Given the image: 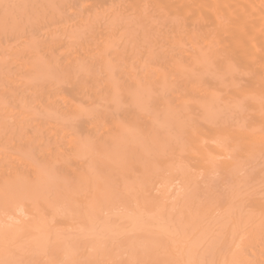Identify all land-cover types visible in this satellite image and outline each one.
Segmentation results:
<instances>
[{
	"label": "rangeland",
	"instance_id": "obj_1",
	"mask_svg": "<svg viewBox=\"0 0 264 264\" xmlns=\"http://www.w3.org/2000/svg\"><path fill=\"white\" fill-rule=\"evenodd\" d=\"M27 1V0H26ZM25 1V2H26ZM29 2H30V5H32V3H31V1L33 2V1H36L37 3V5L38 4H40L39 5V8L44 12V14H43V12H42V14H41V12L38 10V8H37V10H38V13H40V14H38L39 15V17H38V15L36 14L37 12H35V10L34 11H32L31 9H29V7H28V11L30 10V13H28V11H27V13H28V15H29V20L27 19V21L25 20V15H26V12H24V14H22V16H21V11L23 12L24 11V7L22 8V4H21V8H20V10H19V5H17V7H18V11L20 12V13H18L17 14V12L18 11H16V15L14 14V20L17 18V16L18 17H20L21 19H22V21H21V19L20 18H17V21L16 22H19V21H21V22H24L23 20H25L26 22H28L27 24L24 22V24H26V27H27V25H30V22L32 21V24H31V27H29L28 26V29L30 30L31 28V30L33 31H31L30 30V32L33 34H30V32H29V34H30V36L31 37H29V35H28V32H25V33H27V35L25 34V36L23 35L24 33H22V32H20V34H22V36H20L19 35V37L17 38L16 37V35L18 34H16V33H14L15 34V36L13 35V37L11 38V35L12 34H10V38H9V35H7V37H5V40H3V42H2V35H0V37H1V39H0V139H1V137H2V141H1V143H2V145H0V153L3 155V156H1V158H3V160L0 162V167L2 168V170H4V172H6V174L7 175H10L9 177H11V176H13V175H15L16 174V169H15V171H14V169H13V167H14V165H15V167H16V165L18 164V166H17V169H18V171L20 172L19 174H21L22 173V171H24L23 172V174H25L24 176H23V181H24V183H25V181L26 180H30L31 182L29 183V182H27L26 181V183L24 184V183H21V181H19V180H17V182L16 181H14V179H12L13 181H11L10 180V184H9V188H8V182H6V189H4V188H2L1 190H3L2 191V194H0V196H1V198L2 199H0V202H3V201H5L7 198H8V201L10 200H12L13 201V198L14 197H22L24 194H25V196H27V198H30V197H33L32 199L33 200H31V204L32 203H34L35 202V205H33L34 207H35V209L33 208V206L31 207V204L29 203V205L28 204H25V203H23V204H25L26 206L28 205L29 207H28V209H32V211H38L37 212V215L39 214V210H41V208H42V210H43V208L45 209L46 208V210H43V212H42V210H41V212H42V214H41V212H40V214H39V217H40V215L42 216V220H43V214H44V216H46L47 218H45V220H47L48 219V223L49 222H51L50 224H48L47 223V221H46V223H47V226L49 227V228H45L46 229V231H45V229L43 228V227H45V226H42V223L44 222V221H38L37 220V215H35V213H33L32 212V215L31 216H36V218H35V222H33L34 220H33V218L32 217H30V215H27V214H21L20 212H12V214H7V212L5 213V210L4 209H2V211H1V209H0V218L1 217H3L2 218V220L0 219V237H1V239H0V260H13V261H19V262H21V264H52V262H55V264H68V263H70V264H125V262H127V264L129 263V260H130V263L131 264H146V262L148 263V264H155V263H153V262H156V264H158V262H160V264H162L163 262V264H174V259L175 260H177V263H175V264H178L179 263V260L177 259L178 257V255H177V253H176V255L174 254V256H176V258L174 257V259L172 260V261H170L171 260V258L170 257H172V256H170V255H173V251H176L175 249L177 248V251L176 252H178V254L180 253L179 251L181 250V247L183 246V245H186V243L185 244H183L184 243V239L186 240V242H188V244H189V246L190 247H192V244H190L192 241L191 240H193V243H194V246L195 247H193V248H188V244H187V246H183L182 248V250H183V252H185V254H186V256L189 254L190 255V258H192V259H190L191 261H193L194 262V260L196 261V260H199V259H201V260H199V261H196V263L198 262V264H204V262L207 260L206 258H205V256L208 258L209 256V261L208 262H205V264L207 263V264H210V263H213V264H222V261H223V259H222V256L223 255H229V254H231L232 252H235L237 249H238V247L240 246V244H238L239 242H240V238H241V240H242V238H243V242L245 243V241H247V240H251L252 241V238L251 237H253V235H251L250 236V232L252 231H255V230H250L253 226H257L256 225V223L258 224V228L259 227H261L260 229L261 230H263L264 229V222H263V215H262V209H263V207H264V153L262 154L261 153V151H263L264 150V144H260L261 143V141L259 142V140H256L254 143L255 144H252V146H250L249 145V143H248V141H249V139L247 140V141H244V139H243V141L242 142H238L237 143V140H236V143L235 142H233L234 140H230V141H228V148L227 149H230V151L233 153H231L230 151H227L226 152V155H230V154H232V155H230L229 157L228 156H226L227 157V159H229L231 156H233V159H232V157L230 158V159H232V161H234V160H236V161H234V163L233 162H231V163H233L234 164V166H233V170L232 169H230V167H232V166H229L228 168H226L225 167V165H224V163H223V159L224 158H222V157H220V158H218L217 159V161H215L214 163H213V167H212V170L210 169V168H206L205 166H203V164L201 165H199L198 164V161H195L196 160V158H195V156H196V153H195V147H194V142L191 140V134H192V132H194V133H197V132H201V133H204L203 131H204V129H205V131H206V133L209 131V129L207 130V128H209L208 127V123H210L209 121H208V118L205 120V118H206V114L205 113H207V117H209V115L211 116V114L214 112L213 111V108H212V113L211 114H209L208 115V112L210 113V110H209V107H210V103H211V100H213V98H214V100L212 101V106H217V109L218 110H221L222 112H223V114H224V116H225V118H226V120H228V119H235V117H233V115H231L230 113H228V114H226L225 113V111H226V108H227V106H228V108L229 109H231V105H233L234 106V108H236L237 109V111L240 113H237V115H240L239 116V118L242 120V112L244 113V111L246 110V115H245V113L243 114V115H245L246 116V118H245V116L243 117V118H245L244 120L246 121L247 120V118L249 117L250 119H251V117H252V110L249 108V107H247V108H245L244 106H243V104L246 102V98H244V96H246L245 94H241L242 92V90L244 91V90H251V89H253V90H251L252 92H255V91H257V88H260L261 89V87H263L262 85L264 84V82H260L261 84V86H259V87H256V86H258L259 85V83H258V81H257V83H255V81H256V78H255V74L253 75V80H254V78H255V80H254V84L256 85V86H251V85H249L248 83H247V80L245 81V77H244V79L243 78H241L238 82H237V80H235V77L231 74L232 73V70L233 69H230V73H225L226 74V78H227V75H228V80H229V82L228 81H226V80H224V82H226V83H228L229 84V86H230V84H231V82L232 83H234L235 81H236V83H235V85H234V89H232V91H231V89L227 92V91H219V88H220V90H221V84H222V82H223V80H220V78H218V80H216L217 81V84H216V87L215 86H213V84H215L216 82H213V81H215V79H216V77H215V79L213 78V73H215V76H217V73L216 72H214V71H212V69H210V71H209V73H208V71H206L205 70V74L207 73V75H208V78H209V75L211 76V74L210 73H212V78L213 79H211V81L210 82H208L209 81V79H207L206 81L204 80V79H200V77L202 76V73H201V75L199 76L198 74L201 72L200 70H196L197 69V67H196V69H195V71L192 69V71H190V67H188L189 66V64L187 63V60H188V62L189 63H193L192 61H189V59L188 58H190V51L192 52L193 51V53L195 52L194 51V48H193V50H192V48H191V50H189V48L190 47H187L190 43H192V41L189 43L188 42V40H189V38L187 39V42L189 43H187L186 42V50H187V55H186V53H185V56H186V61L185 60H183L184 59V57H183V59H182V57L179 59V57H178V55H181V56H183L184 55V53H182L181 51H182V49H183V47L181 48V47H177V45H180V42L178 41V43H175L176 42V40H175V36L173 35L175 32H180V31H183V33L181 32L180 33V35L182 34V36H183V34L185 35V30L188 28V26L186 27V26H183L184 28H185V30H181V28H179V23L181 22V20L183 21H187L188 22V24H190L191 22V24H193V22L195 23V18L193 17V16H191V20H190V18L188 17V16H190V15H192L193 14V10L191 9L190 11H191V13H190V11H187V9H186V7L188 8V10H189V7H188V4H180V3H176V2H174V0H173V2H171L170 0H168L169 1V3H168V1L167 0H165V3H163L164 2V0L162 1V3H161V1H157V2H155V0H151L152 1V3H153V6L155 7L156 5V3L159 5V3L160 4H162L159 8H156L155 10L157 11L158 9L160 10V8L162 7V9H163V6H164V4H165V7H164V10H163V12L162 13H164V11H165V13H164V16H165V14H166V12H167V10H165V9H170V7L172 6V8H176L175 6H176V4H177V11H178V9H179V12H180V10H182L183 11V13H185V14H183L182 15V17H183V19L180 17V18H178L177 20H175L176 19V17H175V19H174V21H180V22H178V25L177 24H175L174 23V21H173V19L171 18V17H173V16H171L173 13H171L172 11H173V9H172V11L171 10H169L168 12H167V14H166V16H165V18H163L164 16H162L163 14H161V13H159L158 15H156L157 13H155L154 14V11H153V13L151 12L152 11V7H147V10H148V8L150 9V12H148L147 11V13L146 12H144V9L142 10L141 9V7H143L144 8V2L146 1H150V0H143L144 2H142V3H140V4H138L137 5V3L135 4V3H132V5L130 4V3H128V1L130 2V0H125L126 1V3L124 2V0H116L117 1V3L115 2V0H80V1H78V0H75V2L73 1V0H68L69 1V3H68V1L67 2H62V0L60 1V2H58V0H28ZM40 1V2H39ZM58 3H57V2ZM63 1H65V0H63ZM70 1H71V3H70ZM73 1V2H72ZM96 1V3H93V2H95ZM124 3H123V2ZM136 1H138V0H136ZM81 2V3H80ZM140 2V1H139ZM138 2V3H139ZM170 2H171V6L169 7V4H170ZM23 4H24V2H22ZM43 3V4H42ZM49 3V4H48ZM60 3V6L58 7L56 4H59ZM62 3V4H61ZM66 3H67V5H66ZM72 3H75V6H77V7H72L71 6V4ZM77 3V4H76ZM87 3H91V4H87ZM100 3V4H99ZM167 3H168V6H166L167 5ZM172 3H173V5H172ZM36 4H35V6H36ZM80 4V5H79ZM82 4V5H81ZM114 4V5H113ZM149 4V2L147 3V5ZM175 4V5H174ZM26 5H29L28 3H26ZM29 5V6H30ZM62 5V6H61ZM85 5V7H84V10H82L83 9V6ZM122 6V7H120V6ZM125 5V6H124ZM128 5V6H127ZM150 5H151V3H150ZM149 5V6H150ZM187 5V6H186ZM34 6V5H33ZM44 7V8H41V7ZM47 6H48V8H47ZM67 8H66V7ZM71 6V7H70ZM114 6V7H113ZM119 6V9L117 10V7ZM152 6V5H151ZM15 7V6H14ZM14 7H13V9H14ZM31 7V6H30ZM49 7H50V9H49ZM65 7V8H64ZM70 7V8H69ZM94 7V8H93ZM126 7H128V11H127V8ZM135 7H138V9H135ZM153 7V8H154ZM167 7V8H166ZM5 7H3V9H4ZM9 8V7H8ZM26 9H27V7H25ZM32 8V7H31ZM58 8H59V10L61 9L62 10V8H63V10H64V13H63V10H62V12H61V10L60 11H58ZM73 8H74V10H73ZM77 10H76V9ZM97 8V9H96ZM111 8H113V11H112V9ZM115 8V9H114ZM122 8H123V10L125 9V12H123V10H122ZM129 8H130V11H129ZM134 8V9H133ZM33 9V8H32ZM36 9V8H35ZM45 9H46V11H45ZM100 9V11L99 12H101V13H97V16L99 17V16H102V14L105 16L104 17V21L103 20H101L102 18H96V21H95V19H94V21L92 22V19L90 20V19H88V18H93L92 16V14L96 11V10H99ZM132 9V10H131ZM141 9V10H140ZM161 9V10H162ZM8 10V9H7ZM49 10V11H48ZM51 10H53V11H51ZM67 10V12H65ZM73 10V11H72ZM80 10V11H79ZM82 10V11H81ZM108 10V11H107ZM120 10V11H119ZM158 10V11H159ZM31 11H32V13H31ZM72 11V12H71ZM109 11L111 12V13H109ZM117 11V12H116ZM155 11V12H156ZM171 11V12H170ZM187 11V12H186ZM0 12H4V10H2L1 11V9H0ZM8 12V11H7ZM15 12V11H14ZM48 12L51 14H48ZM51 12H53V13H51ZM60 12V13H59ZM78 12H80V13H78ZM84 12H86L85 14H84ZM89 12V13H88ZM123 12V13H122ZM139 12V13H138ZM188 12H189V15H188ZM12 13L13 12H11V14H10V12L8 13V16L11 18V16H12ZM47 13V14H46ZM55 13H56V16H57V18L59 19V21L58 22H56L58 19H56V16H55ZM58 13V14H57ZM64 14V18L62 17V15ZM69 15H68V14ZM74 13H75V15H74ZM78 13V14H77ZM107 13H109V15L110 16H108V14ZM114 13V14H113ZM118 13V17L115 15V14H117ZM120 13V14H119ZM142 13H145V15L146 16H148V14L149 13H151V16L152 17H154L153 19H151V17L149 18V22H145V15L144 14H142ZM169 13V14H168ZM6 14V13H5ZM20 14V15H19ZM32 14H33V16H32ZM35 14H36V16H35ZM52 14H53V16H52ZM99 14V15H98ZM107 16H106V15ZM111 14H113V16H116V18L117 19H115V17H114V20H113V17H112V19H110V17H111ZM126 15V18H124V17H122L121 15ZM135 14H137V16H139L138 18H139V22L137 21V19H136V16H135ZM139 14H142L143 15V18L144 19H142V16L141 15H139ZM180 14H181V12H180ZM7 15V14H6ZM5 15V16H6ZM43 15L44 16V19L43 18H41V16ZM48 15H50L49 16V18L47 17ZM61 15V16H60ZM78 15H79V17H78ZM86 15H87V17H86ZM92 15V16H91ZM132 15H134V17L132 16ZM155 15V16H154ZM159 15H161V19H162V22H161V20H160V16ZM177 15H179V13H177ZM1 16H4V14H1L0 15V17ZM7 16V18H9ZM54 16H55V18H54ZM80 16H81V18L82 17H84V19L85 20H87L86 21V24H85V22H84V20H82L81 22H80V25H77L78 23H79V21H80ZM94 16H95V14H94ZM120 16H121V18H120ZM133 18V19H131V17ZM140 16H141V19H140ZM149 16H150V14H149ZM157 16V17H156ZM175 16V15H174ZM194 16H195V14H194ZM23 17V18H22ZM30 17H32V18H30ZM35 17V18H34ZM38 17V18H37ZM52 17V19H50ZM60 17L63 19H60ZM129 17V18H128ZM34 18V19H33ZM41 20H40V19ZM77 18V19H76ZM78 18H80V19H78ZM106 18H108V20L110 21V23L108 24V20H106ZM159 18V19H158ZM193 18H194V20H193ZM2 19H4V21H5V18H3L2 17ZM11 19H13V16H12V18ZM36 19H39V22H40V24H41V27L39 26V22L36 20ZM48 19V20H47ZM83 19V18H82ZM120 19V23L122 24V26L124 27H122V28H120L119 26H120V24H118L117 26H116V23H115V25L114 24H111V22H114V21H116V20H119ZM130 19L131 20V24H130V22H128L127 23V21ZM136 19V20H135ZM165 19H166V21H165ZM171 19V20H170ZM180 19V20H179ZM0 20H1V18H0ZM34 20H36L35 22H34ZM45 20V21H44ZM76 20V21H75ZM99 20H101V21H99ZM106 20V21H105ZM111 20H113V21H111ZM127 20V21H126ZM141 20V21H140ZM150 20H151V22H150ZM154 20H155V23H153L154 22ZM158 20H159V22H158ZM190 20V21H189ZM12 21V20H11ZM43 21H44V24H43ZM55 21V22H54ZM77 21H78V23H77ZM89 21H91V24H96V22H99V25H98V23H97V25H96V27L98 28V30H99V28L101 29V32H100V34L98 35V37H97V33H98V30H97V32H96V30L93 28V30H94V33H95V35H94V38H96L97 37V41H96V39H95V41L96 42H94L93 41V39H92V37H93V35H92V37H91V32H88L87 34H89L88 36H90V38L88 39V40H92V43H93V46H92V48H91V44H90V42H91V40H90V42L88 43L89 44V46H90V48H89V46H88V49H87V46H85V45H83V39L81 38V41L79 40V36H80V34L78 33V30H79V32L81 31H83L84 30V24H85V26L87 25V23H88V25H89ZM121 21H123V23L121 22ZM136 23V25H135V23ZM146 21H148V19L146 20ZM156 21H157V23H156ZM184 21H183V23H184ZM33 22H34V24L36 25V28L33 26ZM52 22V23H51ZM54 22V23H53ZM74 22V23H73ZM75 22L77 23V24H75ZM83 22V23H82ZM103 22V23H102ZM133 22V23H132ZM163 22H165L164 24H163ZM176 22V23H177ZM190 22V23H189ZM12 23H13V21H12ZM46 23V24H45ZM62 24V26H61V24ZM65 24V27L66 26H68V27H70V29L69 30H71L70 31V33L71 34H73V35H71L70 36V38H71V40H70V38L69 39H67V37H69V35H67V34H69V31L68 30H66V31H64V29H62V31H61V33L58 31V30H56L55 29V31H54V28H59V30H61L60 29V26H61V28H63V26H64V24ZM70 23V24H69ZM109 26V29L107 28V25ZM118 23H119V21H118ZM126 23V24H125ZM166 23L167 24H170V25H167L166 26ZM182 23V22H181ZM0 24L2 25V28H3V26H4V23L2 22H0ZM6 24V23H5ZM20 24H22V23H20ZM42 24H43V26H42ZM54 24H55V26L56 27H53V31H54V33L56 32V35H57V37H56V35L54 34V36H55V38L53 39V37H52V35H53V31H50L51 33H52V35H51V33L50 32H48V30H47V27H48V29L49 28H51L52 26H54ZM125 24V25H124ZM129 24V25H128ZM149 24L151 25V26H149ZM160 24H161V28H160ZM189 25V28H193L192 30H189V34H188V32H187V30L189 29H187L186 30V34H188V37L190 36V34L192 35V37H193V33H190V31H194V28L196 27V23L195 24H193V25ZM198 24V23H197ZM200 24V23H199ZM202 24V23H201ZM57 25H59V26H57ZM72 25H73V27H72ZM82 25V26H81ZM93 25L91 26V28L93 27ZM102 25H104L103 26V28H104V30L106 31L105 33H103V34H105L104 36H106L107 35V33H108V35L110 36V37H112L113 38V35H112V32H114V30L112 29L113 27H116V29L117 30H115L116 32H115V34L117 35L116 37H118L119 39L121 38L122 39V41L121 40H117L116 41V45H114V47H113V45H112V42H111V49L109 48H107L108 50L106 51V52H104L103 51V54H104V56H105V54L107 55V59H106V63L104 62V64H105V68H106V70H107V68H111L112 69V73H111V70H110V73H109V70H107L108 71V74L106 73V75H108L109 76V74H110V78H111V74H112V78H113V80H114V75H117V78H115V80H117V82H116V87H115V80H114V84H113V87L112 88H115V90L114 89H112V91H107L108 89L107 88H109L110 89V87L109 86H111V82H110V84H109V86H108V78H106V75L104 76V71H105V68H103L102 66H104V65H102L100 62V60H102V59H100L101 58V56H102V54L99 56L98 54H97V52L96 53H94V51H96L95 50V48H97L98 50H99V48L98 47H95V44L96 43H99L100 44V41H101V44L103 43L102 42V40H103V34H102V32L104 31H102ZM112 25H113V27H112ZM127 25V26H126ZM132 26V28H131V26ZM138 25H140L139 27H138ZM148 25V26H147ZM155 25V26H154ZM164 25V26H163ZM175 25V27L176 26H178V28L179 29H175L174 30V32H173V29H171V31H170V27H172L173 28V26ZM184 25H186V23L184 24ZM195 25V26H194ZM22 26V25H21ZM33 26V27H32ZM75 26H76V28H75ZM126 26V27H125ZM134 26H135V28H134ZM190 26H192V27H190ZM194 26V27H193ZM202 27H203V25H201ZM201 26H199V28L198 29H200V27ZM7 27V26H6ZM25 27V28H26ZM46 27V28H45ZM68 27H67V29H68ZM118 27H119V30H118ZM142 27H143V29H142ZM149 27V28H148ZM163 27V28H162ZM165 27H168V28H165ZM180 27H182L181 26V24H180ZM1 28V26H0V30L2 29ZM5 28V27H4ZM14 28V27H13ZM13 28H10V30H12L13 31ZM39 28V29H38ZM87 28V29H86ZM85 28V30L86 31H88V27H86ZM96 28V29H97ZM125 28H127V29H125ZM128 28H130V29H128ZM196 28V30H198ZM6 29H9V28H6ZM44 29V30H43ZM52 29V28H51ZM50 29V30H51ZM83 29V30H82ZM90 29V28H89ZM112 29V30H111ZM122 29H123V31H122ZM140 29V30H139ZM162 29V30H161ZM163 29H165L164 31H163ZM26 30H27V28H26ZM25 30V31H26ZM85 30H84V32H85ZM108 30V31H107ZM121 30V31H120ZM126 30H128V31H126ZM130 30V31H129ZM133 30V31H132ZM136 30H138L139 31V34L141 35V37L143 36V39L140 37V35L138 34V36L135 34L136 33ZM151 30V32H149ZM166 30H168V31H166ZM178 30H180V31H178ZM196 30H195V33H194V36H195V34H196ZM91 31V30H90ZM111 31V32H110ZM120 31V32H119ZM155 31V32H154ZM163 32V33H161L160 34V32ZM166 31V32H165ZM198 31H200V30H198ZM203 31V29H201V33H203L202 32ZM41 32H42V34H41ZM47 32H48V34L52 37V39L51 38H49L50 36H48V34H47ZM64 32V33H63ZM68 32V33H67ZM84 32H83V34H84ZM109 32L111 33V34H109ZM145 32H147V34H146V36H145ZM159 33V34H157V36H156V33ZM170 32H171V34H170ZM173 32V33H172ZM0 33H1V31H0ZM40 33V34H39ZM45 33L47 34V36L45 37ZM58 33V34H57ZM63 33V34H62ZM77 34L78 35V40H79V46L81 45V43H82V45H81V48H79L77 45H76V42L74 43V41H76L75 40V34ZM123 33V34H122ZM126 33H127V36H126ZM131 33H133V35L131 34ZM164 33H167L166 35V37H165V34ZM200 32H198L197 33V35L199 34ZM61 34V35H60ZM101 34H102V36H101ZM118 34H120V35H118ZM129 34H130V36H129ZM163 34H164V37H163ZM67 35V36H66ZM124 35H125V37H124ZM159 35V36H158ZM178 35V36H177ZM196 35V36H197ZM202 35V34H201ZM201 35H199V36H197V37H199V38H197L196 36V38L199 40V41H197V40H195V44L197 43V42H199L200 43V45H199V43H197L199 46H195V44H194V42H193V44H194V46H195V48H200L201 49V44L203 43V41H202V38H201ZM24 36V37H23ZM41 36H43V37H41ZM72 36H74V37H72ZM83 36V38H84V35H82ZM109 36H106L104 39H107L108 38V41L109 40H111V38L109 39ZM154 36H155V38H154ZM45 37V38H44ZM48 37V38H47ZM115 37V36H114ZM127 37V39H126V42H125V38ZM168 37H170L169 39H168ZM176 37H177V40H178V37H179V33H176ZM185 37V36H184ZM195 37H194V39H195ZM202 37H204L203 35H202ZM21 38H23V40L24 41H18L19 39L21 40ZM40 38H41V40H40ZM47 38V39H46ZM74 38V40H73V45H74V48L75 47H77L78 48V53H75V51H76V49L77 48H75V51H74V48L73 47H69L70 46V44H71V42H72V39ZM100 38L102 39V40H100ZM117 38V39H118ZM160 38H161V40H160ZM172 38H173V41L174 42H172V43H168V41L170 42V40L172 41ZM7 39V40H6ZM9 39V40H8ZM26 39H27V43H28V45L30 46V44L29 43H31V40H32V43H31V45L33 46V48H34V44L36 45V47L37 48H34V50H32V47L30 46V50H31V52L29 53V49H27L26 51L29 53V60H31V58H30V54L31 53H33V55H34V59H33V56H32V60L33 61H30L31 63L29 64V62H28V64H29V69H31V71L33 70V69H37L36 67L37 66H32V62H37V61H41V59H44V57H42V55H44L45 54V52H44V49L45 48H47V46H45V45H47L48 44V47H49V44H50V46H52L51 44H52V42H54V40L55 41H58L57 43H62V46H60V43H59V47H58V45L56 44V42H54V44H56L57 46V48L55 49V45L53 44V52H55V54H54V56L56 55V57H55V59H57V56H58V54L59 53H63V55H62V57L60 56L61 54H59V57L58 58H60L59 60L57 59V62L55 63V61H54V66L56 67H54V72L56 73V71H55V69L56 70H58L57 71V73L59 72V71H61V69H62V71L64 72V73H66V76H67V79L69 78L68 77V75L70 74V76H71V73H70V66H69V64H70V62L69 61H71V63H73L74 61L73 60H75V58L77 57L78 58V56H80V58H82L81 57V55L84 57V59H82L83 61H84V63H85V66H91L92 67V69H90V68H87V71L89 70V75L85 72V74L83 73V76H82V74H80V72L78 71L77 72V76L78 77H76L77 79H78V82L75 80V79H73V77L71 78V79H73V85H72V83H71V85H72V87H71V85L70 84H68V86H70V87H67V83H69V81H65V82H67L66 84H64L63 85V87H62V90L61 91H59L60 92V95H63V93L65 94V96H67L68 97V99L69 98H71V97H73L74 99H73V101H75L76 102V104H77V102L79 101V99H81V100H83V98H80V95H81V97H82V95H83V93L85 92V93H87V94H85L84 95V97L85 98H87V99H85L83 102L81 101V102H79V104H83V106L85 107V113L87 112V111H89V110H91L92 109V107H93V110H91L90 111V115H88L87 114V116H85V118L83 117V115L81 116V118H84V120L82 119H80V121H82L81 122V125H79V122L80 121H78L77 122V124H75L76 123V121L79 119H77V117H75L74 116V118L76 119V120H73L72 118H70V114H69V121H68V117H61V115H60V117L57 115V117H58V119H57V117L55 116L56 115V113L55 114H53V112H51V108H48V110H49V112H47V113H45V110L43 109V107L42 106H44V105H42L41 103H39V102H42L40 99H39V97H40V93H41V90H39L40 88H36V90H38V91H40L39 93H38V91H37V93H36V90L34 91V89H32V90H30V88L28 87V86H30V84L33 82V83H37L36 82V80L35 79H37V78H35V79H33L34 78V76L32 75V77L30 76H28L27 74H31L30 73V71H28L27 70V72H29V73H24V70H26V68L28 69V65L26 66V64H27V59H26V57L24 56L23 57V55H24V52H23V50H25L26 49V46L25 45H27V43H26ZM151 39H152V41H151ZM186 39V38H185ZM184 38L182 39V40H184V42L186 41ZM191 39V38H190ZM193 39V38H192ZM30 42H29V41ZM37 40V41H36ZM46 40H48V41H46ZM60 40V41H59ZM64 40H66V43H67V47L68 48H70L71 49V54H72V51H73V53H75L77 56L75 57V55H74V58L72 57L73 56V54L71 55L70 53H69V51H68V53H69V55H70V57L69 56H67L66 54H68L67 52H66V50H67V47H66V43H65V41ZM67 40H69V42L67 41ZM85 40H87V38H85ZM87 40V41H88ZM115 40V39H114ZM132 40V41H131ZM179 40H180V38H179ZM181 40V41H182ZM4 41H5V44H4ZM99 41V42H98ZM112 41H113V39H112ZM124 41V43H122ZM127 41H129V43L130 42H133V45L130 43H128ZM166 41V42H165ZM1 42H2V45H1ZM15 43V44H12V43ZM20 42V45L18 44V43ZM33 42H35V43H33ZM117 42H121L122 44H124L123 46H122V44L120 43V47L122 46L123 47V49H122V47L119 49V47H117L119 44H117ZM162 42V43H161ZM8 43V44H7ZM70 43V44H69ZM106 43H107V41H106ZM134 43H138L139 44V48L140 49H138V46L136 45H134ZM154 43V44H153ZM161 43V44H160ZM163 43H166V44H163ZM10 44V45H9ZM24 45V47H23V49H21V51H22V54H21V51H19L18 49V52H17V50H16V48H18L19 46L20 47H22L23 45ZM45 44V45H44ZM87 44V45H88ZM99 44H98V46H99ZM100 44V46L101 47H103L104 48V46L103 45H101ZM114 44V43H113ZM130 45V50L128 49V52H126V49H125V46L126 45ZM158 45V47H157V45ZM176 44V45H175ZM188 44V45H187ZM193 44H192V46L191 47H193ZM8 45L9 46V50H10V52H9V50L6 48L5 49V47ZM107 45V44H106ZM169 45H171V49L173 50V52H174V50H175V52L176 53H178L179 52V54L176 56V53L174 54L172 51H171V49H169ZM174 45V46H173ZM39 46H40V48L41 49H39V51H38V48H39ZM43 46H45L44 48H43ZM72 46V45H71ZM84 48H83V47ZM134 46V47H133ZM142 46L144 47V48H142ZM155 46H156V48H155ZM163 48L164 47V49L161 51V47ZM12 47V48H11ZM63 47H64V49H63ZM86 47V48H85ZM95 47V48H94ZM116 47V48H115ZM136 47H137V49H136ZM178 48V50H177V48ZM2 48H4V49H2ZM25 48V49H24ZM52 48V47H51ZM60 48H62L63 49V51H62V49H60ZM65 48H66V50H65ZM72 48H73V50H72ZM94 48V49H93ZM126 48H127V46H126ZM131 48H133L132 50H131ZM150 48H152L151 50H150ZM160 48V49H159ZM165 48H166V50H165ZM180 48H181V50H180ZM196 49V51H197V53H201V52H199V49ZM36 49H37V54H38V57H37V55H36V57L39 59H37L36 57H35V52H36ZM69 49V50H70ZM83 49V50H82ZM89 50L90 49V51H88V54H86L85 53V50ZM93 49V50H92ZM115 49H117V51H115ZM125 49V50H124ZM144 51H147L148 50V54H149V58L147 57L148 56V54L146 53V56L144 55L145 54V52H143V50ZM158 49H159V51H158ZM168 49H169V51L172 53V57H170L171 56V54H170V52L168 51ZM202 52H204V48L202 47ZM8 50V51H7ZM11 50L13 51V50H15L16 51V53L15 52H11ZM41 50V51H40ZM42 50H43V54H42ZM47 50H48V52L51 50L50 49V47H49V49L47 48ZM57 50V51H56ZM64 50H65V53L66 54H64ZM80 50H81V52H80ZM93 51V53H92V51ZM106 50V49H105ZM135 50H136V52L138 53L139 52V54H137V53H135ZM138 50V51H137ZM180 50V51H179ZM186 50H183V51H185L186 52ZM3 51H4V55H3ZM25 51V52H26ZM33 51V52H32ZM59 51V52H58ZM109 51H110V53H109ZM120 51V52H119ZM141 51V52H140ZM151 51V52H150ZM163 51H164V53L167 51V53L166 54H164L163 53ZM189 51V52H188ZM20 52V53H19ZM26 52V53H27ZM39 52H40V54H39ZM53 52H51L52 54H53ZM79 52H80V55H79ZM84 52V53H83ZM99 52V51H98ZM121 52H122V54L124 53V55H121ZM133 52V53H132ZM9 53H12V55H8ZM15 53V54H14ZM19 53V55L20 56H22V58L20 59V60H23V58H25L26 59V63L23 61V63H22V61L20 62L19 61V58H20V56H17V54ZM25 53V55H27ZM51 53H49V56L51 55ZM58 53V54H57ZM93 54L92 56L95 58H93L95 61H96V63H95V61H94V67L91 65V64H93V62L91 61V60H93L92 59V57H91V60L89 61V59H90V57H89V54ZM115 54V58L113 57L114 56V54ZM181 53V54H180ZM14 54V55H13ZM47 54V53H46ZM126 54L128 55L129 54V56L131 57L129 60H128V62H129V64H128V62H127V60L126 59H122V58H124V56L127 58V56H126ZM133 55V56H131V55ZM135 54V55H134ZM142 54H143V58L141 59V61L143 60L144 61V59L145 58H147V59H145V62H143V63H137V62H139V60L138 59H140L141 57H140V55L142 56ZM152 54V55H151ZM170 54V55H169ZM183 54V55H182ZM194 54H196V53H194ZM218 55V58H222V56H220L219 55V53H217ZM7 55V56H6ZM41 55V56H40ZM87 55H88V64H87V61L85 62V57H87ZM95 55V56H94ZM111 55H113V56H111ZM117 55V56H116ZM118 55H120V58L118 57ZM167 55H169V56H167ZM192 55V54H191ZM6 56V57H5ZM67 57V58H65V57ZM104 56H102V58L104 57ZM123 56V57H122ZM153 56H156V58L157 59H154V57ZM160 56L162 57H165L164 58V60H163V58H160ZM5 57V58H4ZM18 57V58H17ZM41 59H40V58ZM98 57H100L98 60H96V58H98ZM109 57V58H108ZM135 57H137V59L135 58ZM138 57H140V58H138ZM150 57L152 58L153 57V60H151L150 59ZM176 57H177V59H179V64L181 63V64H183V62L184 63H186V65H187V70H186V66H185V68H184V66L183 67H181L180 65V67L178 66V63H177V68L179 67V68H182V69H185L186 71H184V72H186L185 74L186 75H188L189 73H191L192 72V75H191V77L188 75V76H185V80L183 81V82H185L186 81V78L188 79L189 77L192 79L194 76V79H192V80H190L191 82H192V84H193V86H192V84L190 85L189 83H190V81H189V79H188V81H186V83H183L182 84V86H180L181 85V83H182V80H183V78L180 80L181 82H180V84H179V87H181V91H178V90H176L177 88H178V83H179V78H181V76H179L178 77V72L180 71V69H179V71L177 72V79L175 78L176 77V75H175V73H176V71L175 70H173V68L176 66V61H175V59H176ZM188 57V58H187ZM15 60H17V61H15ZM69 58H70V60H69ZM71 58H73V59H71ZM79 58V60H81ZM105 58V57H104ZM114 59L113 61L115 62H112V64L113 65H108L109 63H110V61H109V59L111 60V59ZM133 58H135V59H133ZM170 58V59H169ZM174 58V59H173ZM4 59V60H3ZM65 59V61H63V62H61V69H60V65H59V62H60V60L62 61V60H64ZM66 59L68 60V62H69V64L67 65L66 63H67V61H66ZM118 59V60H117ZM161 59H162V61H161ZM181 59H182V61H181ZM192 59V58H191ZM45 60H46V58H45ZM44 60V61H45ZM53 60H54V58H53ZM78 60V61H79ZM117 60V61H116ZM119 60H120V62L122 61L123 62V64L122 63H120L119 62ZM124 60V61H123ZM150 60V62L147 64V62ZM158 60V61H157ZM165 60H169L168 62L166 61V63H165ZM174 61L175 62V65H173V62L171 63V61ZM10 61V62H9ZM44 61L42 60L41 62H43L44 63ZM47 61H48V59H47ZM133 61L135 62V63H133ZM154 61V62H153ZM164 61V63L166 64L165 66H166V68H169L168 66L170 65V66H172V69H168V70H166L165 69V66L163 65V64H160V62H163ZM90 62H91V64H90ZM127 62V63H126ZM132 62V63H131ZM152 62H153V64H154V66L156 67H153V64H152ZM156 62L158 63V66H160L161 65V67H160V69L159 68H157V64H156ZM6 63H8V64H6ZM19 63H21V64H19ZM58 63V65H56ZM81 63H82V61H81ZM108 63V64H107ZM145 63V64H144ZM24 64V65H23ZM66 66H68V70H69V74H67V72L66 71H64V70H67L66 68H65V65ZM76 64H77V62H75V65H73V67L74 66H76ZM99 66H98V65ZM114 64H115V66H114ZM131 64H134L133 66L134 67H132V65ZM150 64V65H149ZM156 64V65H155ZM167 64H168V66H167ZM18 65V66H17ZM22 65L24 66V69H22L21 70V68H20V66L22 67ZM43 65H45V64H43ZM84 65V64H83ZM97 65V66H96ZM107 65V66H106ZM129 65V66H128ZM131 65V66H130ZM141 66L142 67V69H138V67L137 66ZM144 65V66H143ZM145 65H146V67H145ZM151 65H152V68H150L151 67ZM185 65V64H184ZM194 65L195 64H193V67H194ZM47 66H48V64H47ZM51 66V63H49V67ZM62 66L64 67V69L62 68ZM96 66V67H95ZM101 66V67H100ZM111 66V67H110ZM121 66V67H120ZM123 66V67H122ZM162 66L164 67V71L166 72V74H164V72L161 70V68H162ZM197 66V65H196ZM233 66L234 67H237L236 66V64H233ZM232 66V67H233ZM7 67V69H8V72H9V69L11 68V75H12V72H13V75H12V77L14 78V75H15V78L13 79L12 77H11V75H10V72L8 73V74H6V72H5V70H4V68H6ZM26 67V68H25ZM48 67V68H49ZM98 67V68H97ZM125 67V68H124ZM131 67V68H130ZM33 68V69H32ZM86 68V67H85ZM96 68H97V70H96ZM99 68L101 69V71H102V73H100V70H99ZM133 68H135L134 70H132ZM143 68H145L146 70L144 71V69ZM214 68H215V66H214ZM13 69V70H12ZM17 69V70H16ZM19 69V70H18ZM45 69H47V67L45 68ZM53 69V68H52ZM71 69L73 70V68H72V65H71ZM119 69V70H118ZM122 69H123V71L125 72V70H126V73H124L123 72V74H122ZM130 69V70H129ZM155 69H156V71H155ZM174 69H176V67L174 68ZM181 69V71H183ZM199 69H200V67H199ZM238 69H239V67H238ZM3 70V71H2ZM14 70H15V73H14ZM21 70V71H20ZM47 70H49V69H47ZM79 70V69H78ZM90 70H92V72L90 73ZM116 70V72H117V70H118V73L117 74H115V71ZM154 70V71H153ZM171 70H173V72H171ZM176 70H178V69H176ZM216 70H218V67H216ZM219 70H220V68H219ZM221 70H222V68H221ZM49 71H51V70H49ZM85 71V70H84ZM142 71V72H141ZM148 71V72H147ZM150 71V72H149ZM151 71H153L152 72V74L149 76H147V80H148V77H149V82L146 80V73L145 72H147V74L148 73H151ZM180 71V72H181ZM200 71V72H199ZM17 72H19V75H18V73ZM21 72V73H20ZM62 72V73H63ZM94 72V73H93ZM130 72V73H129ZM141 72V73H140ZM160 72V73H159ZM171 72V73H170ZM187 72H188V74H187ZM197 74H196V73ZM218 72V71H217ZM238 72H240V69L238 70ZM243 72V70H241V73ZM247 72V71H246ZM51 73H53L52 71H51ZM72 73H74V70L72 71ZM75 73H76V71H75ZM127 73H128V75H127ZM134 75H137V77H136V79H135V76H133L132 74ZM144 73H145V75H144ZM161 75V78L163 79V74H164V79H165V81H166V83H167V78H168V83H169V80L170 79H172V80H178V82H177V86H176V84L174 85V87H173V83L174 82H171V80H170V84H171V90L169 91V89H168V91H167V89H166V92L168 93L169 92V94L167 95L166 94V96H164L163 97V100L161 99V97H159L161 94L160 93H166L165 91H164V89L165 88H168V87H170V84L168 85H166L167 87H165L164 89H163V86H161L162 84L160 83V80H158V77H157V75H159V74ZM174 73V79L172 78L173 77V74ZM240 73V74H241ZM249 72H247L246 74H248ZM3 74V75H2ZM23 74V75H22ZM59 74V73H58ZM93 76H92V75ZM100 74V75H99ZM118 74H121L122 76H120L125 82L123 83V81H122V84H121V82L119 81V78H118ZM168 74V75H167ZM181 74V73H180ZM193 74H195L194 76H193ZM224 74V73H223ZM222 74V75H223ZM224 74V75H225ZM239 74V75H240ZM246 74H245V76H246ZM8 75V76H7ZM10 75V76H9ZM18 75V77L19 78H21V79H19L18 80V78H16V76ZM65 75V74H64ZM86 75H88L87 76V78L85 79V76ZM132 75V77L135 79L134 81L132 80V77H129V76H131ZM142 75V77H140ZM156 75V76H155ZM218 75H219V73H218ZM229 75H232V77L230 76V78H229ZM237 75V73L235 74V76ZM238 75V76H239ZM42 76V75H41ZM72 76H73V74H72ZM79 76H82L81 78L79 77ZM89 76H91L92 78H88ZM103 76V77H102ZM124 76L125 77H127L128 79H129V81H128V79L126 78V79H124ZM144 76H145V78H144ZM153 76H154V78H153ZM166 76H168L167 78H166ZM206 75H204V77H205ZM241 76V75H240ZM244 76V75H243ZM9 77H11L10 79H9ZM27 79L28 80V82H27V80H26V82H27V84H26V88H24V90H23V88H21V91H19L20 90V87H22L24 84H25V79ZM29 77V78H28ZM45 77V76H44ZM43 77V78H44ZM50 77H52V76H50ZM49 77V78H50ZM94 77V78H93ZM140 77V78H139ZM155 77H157V78H155ZM196 77H197V80H196ZM221 77V76H220ZM223 77H225V76H223ZM120 78V79H121ZM142 78V79H141ZM144 78V79H143ZM170 78V79H169ZM202 78V77H201ZM240 78V77H239ZM238 78V79H239ZM264 78V77H263ZM17 79V81H15V83L17 82V84L16 85H13L14 84V82H12V85L10 86V84H8V82L10 81L11 82V80H16ZM51 79H54V76L51 78ZM107 79V80H106ZM161 79V80H162ZM221 79H223L222 77H221ZM9 80V81H8ZM38 80H39V78H38ZM65 80V79H64ZM63 80V81H64ZM68 80H70V79H68ZM106 80V81H105ZM113 80H112V82H113ZM132 80V81H131ZM145 80V81H144ZM153 80H155L156 82L158 81V83H157V85H156V83L154 84V82H153ZM194 80V81H193ZM198 80H199V82H198ZM252 80V79H251ZM8 81V82H7ZM22 81H23V83L24 84H22ZM30 81H31V83H30ZM42 81H45V80H42ZM47 81V80H46ZM76 81V82H75ZM81 81V82H80ZM119 81V82H118ZM131 81V82H130ZM139 81L141 82V84L139 83ZM197 81V82H196ZM204 81V82H203ZM231 81V82H230ZM249 81V80H248ZM21 82V83H20ZM62 82V81H61ZM94 82V85L92 84ZM107 84H106V83ZM130 82V83H129ZM134 82H136L137 83V87H135V90L137 89V88H144L145 87V90H144V92L142 91V88H141V91L143 92V98H142V104H141V106H140V104L139 105H136V103H135V107L133 106L134 105V103H133V105H131V103L129 102V99H131V102H133V100H132V97H133V95H131V93H132V91H134V88L132 87V86H128V84L129 85H133V86H136V84H134ZM145 82V83H144ZM218 82H219V84H218ZM224 82H223V84L222 85H224ZM250 82V81H249ZM253 82V81H252ZM3 83V85L1 86V84ZM19 83H20V85H19ZM28 83H30V84H28ZM43 84H42V87H44L43 85H44V82H42ZM55 83H56V81H55ZM57 83H58V85L60 86V81H57ZM77 83V84H76ZM160 83V85H158ZM163 83V82H162ZM195 83V84H194ZM201 84V85H199V84ZM202 83H203V88H205L206 86L205 85H207V88H208V91H209V88L211 89V90H213L214 91V94H213V96H212V94H210L211 92H209V95L208 96H210V97H207V94H208V92L206 93V92H204L203 91V89H202ZM246 83V84H245ZM48 84H49V82H48ZM50 84L51 85H53L52 84V82H50ZM76 86H75V85ZM81 84V85H80ZM145 84H146V86H145ZM186 84V87H187V89L186 90H188V94H187V98L188 97H190V96H192V97H194L195 98V101H196V99H197V96H198V101H199V96H201V100H200V102L202 103L203 101H204V103H207L206 105H208L209 104V106H208V110H205V112H204V110H203V108H202V110H201V107H200V109H199V107H198V103L197 104H194L193 105V103H190V104H188L187 105V107H189V108H185V111H184V109H183V105H184V103H183V105H181L180 106V104H179V106L177 105V103L178 102H180V100H181V97L183 98V100H185L186 99V91L184 90L185 89V87H184V85ZM187 84H189V86H190V88L191 87H194V85H197L198 87H199V89H200V91L198 92V88L196 87L195 89H193V91H192V88H191V90H190V88H189V86L187 85ZM9 85V86H8ZM22 85V86H21ZM50 85V86H51ZM66 85V86H65ZM118 85V86H117ZM119 85H121L120 86V88L121 89H119ZM143 85H144V87H143ZM220 85V86H219ZM226 85V84H225ZM225 85H224V87H225ZM236 85H237V87L239 86V89L237 88L236 89ZM244 87H243V86ZM249 85V86H248ZM253 85V84H252ZM5 86V87H4ZM14 86L16 87L17 86V90H18V88H19V90H18V93L19 94H17L15 91H10L9 89L11 88V89H13L14 88ZM19 86V87H18ZM56 87L55 88V90L58 92V90L57 89H61V86L60 87ZM74 86H75V88H74ZM78 86H79V88H83V89H79L78 88ZM149 86V87H148ZM152 86V87H151ZM155 86H160V87H155ZM209 86V87H208ZM231 86H233L232 84H231ZM34 87V86H33ZM41 87V86H40ZM49 87V86H48ZM95 87V89H98V91H96V92H94V94H96L97 95V93L99 92V97H98V95H97V99H99L100 100V97H102V95H103V93H105V99L103 98L102 100H103V102H102V100H101V103H99V105H98V103H97V106H98V111H97V114H96V109H94V103L96 104V102H97V99H96V96L95 95H92L91 94V97H90V93H91V91L90 90H92V91H95V89H93ZM151 87V88H150ZM175 87H177V88H175ZM214 87L215 88H217V89H214ZM45 88H47V83H46V85H45ZM86 88V89H85ZM147 88V89H146ZM155 88H157V90L155 89ZM175 88V89H174ZM53 89H54V87H53ZM78 89H79V96H78V93H77V91H78ZM99 89H100V91H99ZM102 89V90H101ZM127 89H129V90H127ZM241 89V90H240ZM14 90H15V88H14ZM23 90V91H22ZM76 90V91H75ZM119 90V92H117ZM120 90H121V93H120ZM126 90H127V92H126ZM160 90H162L159 94L157 93L156 94V91L158 92V91H160ZM174 90H175V93H174ZM225 90H226V88H225ZM234 90V91H233ZM262 91L264 90L263 88L261 89ZM48 91V89L46 90V92ZM83 92V93H81V92ZM88 91H90V93L88 92ZM115 93H114V92ZM130 91V92H129ZM177 91V92H176ZM182 91H183V93H182ZM190 91V92H189ZM191 91H192V93H191ZM197 91L198 93H195V92ZM206 91H207V89H206ZM213 91H212V93H213ZM261 91V92H262ZM4 92V93H3ZM7 92V93H6ZM8 92H9V94H8ZM58 92V93H59ZM61 92H62V94H61ZM110 92H111V95H110ZM179 92V93H178ZM193 92H194V95H193ZM218 92V93H217ZM226 92H227V94H226ZM241 92V93H240ZM250 92V91H249ZM42 93H43V91H42ZM41 93V94H42ZM51 93H52V91H51ZM73 93H74V95H75V93H76V96H78V97H75V96H73ZM119 94V96H117V94ZM153 93V94H152ZM171 93V94H170ZM174 93V94H173ZM182 93V95H180ZM200 93H202V94H200ZM231 93V97H230V95H228V94H230ZM235 93V94H234ZM240 93V94H239ZM247 93V92H246ZM258 93H259V89H258ZM23 94H25V95H27V94H29V100H32L31 102L29 101L28 102V105H27V98H26V100H25V97L23 96ZM38 94V95H37ZM89 94V95H88ZM116 96H115V95ZM120 94H123V95H120ZM133 94H134V92H133ZM197 94V95H196ZM205 94H206V97L205 98H203V100H202V97L203 96H205ZM219 94H220V96H219ZM264 94V93H263ZM45 95V94H44ZM109 95V96H108ZM159 95V96H158ZM164 95V94H163ZM234 95V96H233ZM241 95H244L242 98H241ZM5 96V97H4ZM16 96H19L20 97V99H19V97H18V100L19 101H21V102H19V101H16ZM158 96V97H157ZM175 96V97H174ZM196 96V97H195ZM221 96H222V98H221ZM227 96V97H226ZM253 96V98H258L257 100H262L263 99V96H262V94L260 95L259 94V97H258V95H252ZM251 96V97H252ZM262 96V98H260ZM22 97V98H21ZM89 97H90V99H92V101L91 100H89L90 102H88L87 100L89 99ZM93 97H95V101H93L94 100V98ZM108 97V98H107ZM113 98V99H111V98ZM114 97H116V98H114ZM117 97L119 98V99H117ZM109 98L112 100V102H111V100H110V104H108L107 102V107L105 106L106 105V103H104L105 101H108L109 100ZM161 100H160V99ZM166 98V101H169L168 103L166 102V101H164V99ZM170 98H172L173 100H171ZM176 98V99H175ZM180 98V99H179ZM211 99V100H209V99ZM228 98H232V100H233V102L230 104L229 103V100L230 99H228ZM235 98H236V100H235ZM240 99V100H238V99ZM248 98V97H247ZM22 99V100H21ZM24 99V100H23ZM115 99V100H114ZM117 99V100H116ZM124 101H123V100ZM145 99V100H144ZM179 99V100H178ZM190 99H191V97H190ZM206 99V100H205ZM224 99L226 100L227 99V105L225 104V101H224ZM36 100L38 101V102H36ZM70 100V99H69ZM77 100V101H76ZM121 101L120 103L118 102V103H116L117 101ZM147 100V101H146ZM208 100V102H205V101H207ZM231 100V101H232ZM237 100H238V104H240V102H242L241 103V105L240 106H238V108L240 107H242L243 106V108H241V110L239 111L238 110V108H237ZM87 101V102H86ZM148 103V105H149V108H147V106L146 105H144L143 103H145V104H147L146 102ZM175 101H176V103H175ZM193 101H194V99H193ZM192 101V102H193ZM221 101V103H219ZM244 101V102H243ZM18 102V104H20L21 106H22V108H21V106L20 107H14V105L13 104H15V103H17ZM26 102V103H25ZM115 102V103H114ZM122 102H124V104L122 103ZM188 101H186V103H187ZM223 102H224V107L222 106L223 105ZM6 103V104H5ZM11 103H12V105H11ZM25 104V106H27L26 108L24 107V104ZM32 103V104H31ZM38 103H39V108L37 107V105H38ZM90 103V104H89ZM93 103V105H91ZM104 103V104H103ZM140 103H141V101H140ZM185 103V104H186ZM196 103V102H195ZM229 103V104H228ZM17 104V105H18ZM31 104V105H30ZM88 104H89V107H88ZM164 104V105H163ZM168 104V105H167ZM203 104V103H202ZM214 104V105H213ZM3 105V106H2ZM41 105V106H40ZM102 105V106H101ZM112 105V106H111ZM170 105V106H169ZM177 105V106H176ZM196 105H197V107H196ZM205 104H203V106H204ZM230 105V106H229ZM245 105L247 106V104L245 103ZM15 106H16V104H15ZM34 106H36L35 108H33ZM100 106V107H99ZM130 106H131V108H130ZM168 106H169V108H168ZM232 106V107H233ZM249 106V105H248ZM11 107V108H10ZM80 107H81V105H80ZM104 108V109H102V108ZM113 107V108H112ZM125 107H127V108H125ZM141 107H143L144 109L142 110V108ZM181 107V108H180ZM191 107V108H190ZM7 108V109H6ZM95 108H97V107H95ZM107 109V111H105L106 109ZM133 108H134V110H133ZM138 108V109H137ZM141 108V109H140ZM147 110H146V109ZM150 108H151V110H150ZM211 108V107H210ZM220 108V109H219ZM223 108H225V111H224V109ZM234 108H232L233 109V111H236V109L234 110ZM248 108H249V110H248ZM7 111H6V110ZM17 109H19V111L17 110ZM40 109H41V111H40ZM100 109H101V112H100ZM109 109V110H108ZM123 109V110H122ZM172 110V112H171V110ZM179 109H181V112L184 114V113H186L185 115H187V116H185V117H188V118H185L184 116H183V114L180 112V114H179V116H181L182 117V119H181V117H178V115L176 116V114L177 113H179ZM204 109H205V107H204ZM207 109V108H206ZM24 110V111H23ZM46 110H47V107H46ZM114 110V111H113ZM121 110V111H120ZM136 110V111H135ZM150 110V111H149ZM167 111V113L168 114H165L166 113V111ZM170 110V111H169ZM183 110V111H182ZM188 111V114H187V111ZM197 112H195V111ZM202 112H201V111ZM214 110L216 111V109L214 108ZM21 111V112H20ZM22 111H23V113H22ZM34 111H37V114H41L42 115V118H41V116H39V115H37L36 116V113H33ZM43 111H44V113H45V117L43 118ZM52 111H54L53 110V108H52ZM94 111V112H93ZM105 111V112H104ZM143 111V112H142ZM146 111H149V112H146ZM192 111V112H191ZM199 111H200V115L201 116H203V115H205V118H204V120L201 118V117H199V115H197V114H199ZM232 111V110H231ZM230 111V112H231ZM251 111V112H250ZM9 112H10V114H9ZM26 112V113H25ZM38 112H40V113H38ZM165 112V113H164ZM222 112H221V114H222ZM248 112H250L249 114H250V116H248L247 117V113ZM5 113V114H4ZM58 113V112H57ZM82 113H83V111H82ZM98 113H99V115H100V117L98 116ZM109 114V116H108V114ZM171 113L173 114L174 113V115H171ZM204 113V114H203ZM218 113V112H217ZM34 114V116H32ZM49 115V118H46L47 117V115ZM52 114V115H51ZM59 114H61V113H59ZM63 114V113H62ZM95 114H96V117L98 118V120L99 121H101V120H105L107 117H108V119H106L105 121H104V123H106V125H104V123H103V121H101L100 122V125H101V127L104 125V129H108V131H109V134H107L108 133V131H105L104 132V129L102 130L101 129V127H99V123H97V124H95L93 127H94V129H92V124L91 125H89L90 123H91V121H93L92 123H94V119L96 118L95 117ZM103 115V117H102V115ZM134 114V115H133ZM135 114H138V115H135ZM140 114V115H139ZM156 114H158V116L159 117H157L156 116ZM192 114V115H191ZM195 114V115H194ZM72 115V114H71ZM85 115V114H84ZM91 115H94L93 117H94V119H93V117H92V119H90L91 118ZM188 115H190V116H188ZM215 115V113H213V116ZM218 115V114H217ZM235 115H236V112H235ZM236 115V116H237ZM50 116H52L51 117V119H50ZM53 116H54V118H53ZM63 116H64V114H63ZM65 116H68V114H65ZM104 116H105V118H104ZM135 116V117H134ZM195 116V117H194ZM219 117H220V115H218ZM34 117H36V119H37V122H36V120H35V118ZM56 117V118H55ZM199 117V118H198ZM228 117V118H227ZM7 118V119H6ZM33 118H34V120H33ZM62 118V119H61ZM153 118H155V119H157L158 121H156L155 119H153ZM193 118V120H190V119H192ZM213 118V117H212ZM211 118V119H212ZM238 118V117H237ZM236 118V119H237ZM253 118H254V116H253ZM253 118H252V120H253ZM3 119V120H2ZM52 119H55L54 120V124H52L51 125V122H53V120ZM116 119V120H115ZM184 119H185V121H184ZM43 120L45 121V123L43 122ZM60 121L59 122V124H61L62 125V122H64L65 121V124H69V125H64V127H65V130L67 129V133H66V135L67 134H72V132H74V133H76V131L78 130V132H80V133H82V134H80L79 133V135L78 136H76L77 138H79V136H80V139H83V141H84V137H85V141H84V144L87 146L85 149H89L90 151H88L87 153H85V159H83L82 158V160H85L86 161V163L89 161L90 163V165H88L87 164V168L88 169H85V170H83V171H85L86 172V174H85V172H83L82 171V168H81V170L79 169V171H81V172H77V174H78V176H77V174H74V172H76L78 169H77V167H74V166H76V165H78V164H80V161H81V154H79V155H81L80 156V161H79V163L78 164H76V162H75V164H73L74 163V161H73V159H72V157L70 158V160L71 161H67V159H66V161H65V159H64V161H59L58 159H57V161H53V162H51V161H49V163H47L46 164V162H48L47 161V159H50L49 157H52L51 156V154H52V148H54V147H56V144H55V141H53V139L51 138V139H49L48 138V140H46L45 139V141L43 140V146H42V141H41V139H40V137H39V139H38V137L36 138L35 136H36V134L37 135H39V134H42L43 136L45 135V134H47L46 135V138L48 137V136H50V135H52L51 133L52 132H54V130H55V128L57 129V127H55L56 126V124H57V122H55V121ZM70 120H72L73 121V126L71 125V121ZM89 120V121H88ZM98 120H97V122H98ZM215 120H217V119H215ZM221 120H222V117H221ZM39 121H40V125L38 126V124H39ZM66 121H68V122H66ZM116 121V122H115ZM155 121V122H154ZM191 121V122H190ZM196 121V122H195ZM213 121V120H212ZM240 121V120H239ZM256 121H257V119H256ZM4 122V123H3ZM8 122H9V126H8ZM41 122H43L44 124H42L43 126H41ZM50 122V123H49ZM90 122V123H89ZM111 122V123H110ZM113 122L116 124V126H115V124H114V126H115V128L113 127V130H112V132H111V130L108 128V126H111L112 124H113ZM182 122V123H181ZM183 122H184V125H183ZM188 122V123H187ZM214 122V121H213ZM248 122H249V120H248ZM11 123V124H10ZM89 123V124H88ZM178 123V124H177ZM222 123H223V121L220 123V125H222ZM245 123V122H244ZM244 123H243V125H244ZM35 124V125H34ZM37 124V125H36ZM59 124H57V125H59ZM156 124V125H155ZM180 124V125H179ZM191 124V125H190ZM205 124V125H204ZM214 124H215V122H214ZM241 124V126H242V122L240 123ZM248 124H250V122L248 123ZM252 124V123H251ZM256 124H258V123H256ZM256 124H254V120H253V125H256ZM7 125V126H6ZM15 125V126H14ZM34 125V126H33ZM61 125H59V126H61ZM74 125H77V127L76 126H74ZM79 125V126H78ZM123 126V130L124 131H126V133L124 134V132L122 131V129L120 128V126ZM213 125V124H212ZM41 126V127H40ZM50 126V127H49ZM51 126H52V128H54V129H52V132H51ZM68 126V127H67ZM70 126V127H69ZM90 126H91V128H90ZM97 126H98V128H97ZM105 126H107V128H105ZM113 126V125H112ZM121 126V127H122ZM157 126V127H156ZM196 126V128L195 129H193L192 127H195ZM198 126V127H197ZM211 126V125H210ZM214 126V125H213ZM248 126V125H247ZM247 126H245V127H243L244 129H246V127ZM16 127H17V129H16ZM31 129V128H33L31 131L28 129ZM47 127V128H46ZM64 127H58L59 128V130H60V132H62V136L64 135V137H65V140H70V134L69 135H67V136H65V130H64ZM76 127V128H75ZM80 127V128H79ZM95 127H96V129H95ZM128 127V131L127 130H125L126 128ZM153 127V130H151V128ZM155 127H156V129L158 128V130H154L155 129ZM166 127L167 128H169L168 130L166 129ZM215 127H217V124H216V126ZM219 127V126H218ZM42 128V129H41ZM99 128H100V130H99ZM119 128L121 129V131L119 130ZM125 128V129H124ZM175 128V129H174ZM177 128L179 129V131L177 130ZM182 128H184V130L182 129ZM187 128H190V130L188 129L187 130ZM192 128V129H191ZM198 128V129H197ZM203 128V129H202ZM248 128V127H247ZM6 129V131H4ZM9 129V130H8ZM15 129V130H14ZM19 129V130H18ZM62 129V130H61ZM172 129H174L173 130V133H172ZM24 130V131H23ZM36 130V131H35ZM48 130V131H47ZM59 130H56V132H58L59 133ZM71 130H73V131H71ZM80 130V131H79ZM85 130V131H84ZM89 130V131H88ZM96 130H98V131H96ZM170 130V131H169ZM175 130H176V132H175ZM183 130V131H182ZM38 131H40V133L38 132ZM42 131H44V134L43 133H41ZM45 131H47V132H45ZM82 131V132H81ZM96 131V132H95ZM153 131H155L154 133H153ZM186 131H189L190 133L188 134ZM261 131H262V129H261ZM16 133V135H15V133ZM22 132V134H21V137H20V139L22 140V141H20V139L18 140V142H17V140H16V138H13L12 140L10 139L11 137H13V136H16V137H18L19 136V134ZM28 132H30L29 134H26V133H28ZM32 132H33V134H35L34 135V138L32 137L33 136V134H32ZM38 132V133H37ZM69 132V133H68ZM84 132H85V134H84ZM93 132V133H92ZM111 132V133H110ZM121 132H123L122 134H121ZM263 132H264V129H263ZM13 133H14V135H13ZM17 133H18V135H17ZM23 133H24V135H26V136H24L23 135ZM100 133V134H99ZM193 133V134H194ZM30 134H32V135H30ZM78 133H76V135H77ZM119 134H121V136H123L124 135V137H125V139L124 140H126V142H123V138L124 137H122V138H119L120 136H119ZM5 135V136H4ZM7 135V136H6ZM42 135H40L41 137H42ZM100 135V136H99ZM117 135V136H116ZM28 136H30V137H32V143L31 144H28V143H26V145H25V138L26 137H28ZM75 136V135H74ZM115 136H116V139H115ZM7 137H8V139H7ZM105 137H106V139L107 140H105ZM36 138V139H35ZM110 138H111V140H110ZM114 138V140H112ZM120 139V141H119V139ZM183 138H184V143H183ZM6 139V140H5ZM27 139V138H26ZM43 139V138H42ZM94 139V140H93ZM180 139H181V142H180ZM226 139V138H225ZM16 140V141H15ZM109 140H110V142H109ZM223 138H221V142H223ZM10 141V142H9ZM14 142L15 141V145H14V143H12L11 144V142ZM34 141V142H33ZM50 141V142H49ZM52 141V142H51ZM77 142H83L82 140H76ZM104 141V142H103ZM117 141V142H116ZM231 141H232V143H231ZM19 142H21L20 144H19V146H18V143ZM27 142V141H26ZM29 142H30V140H29ZM93 142V143H92ZM113 142H115V143H113ZM121 143V145H122V147H119L118 145H120V143ZM155 143V145L157 144V146L155 147L154 146V143ZM193 142V143H192ZM251 142H252V139H251ZM263 142H264V140H263ZM0 143V144H1ZM8 143H10V144H8ZM44 143H45V145H44ZM50 143V144H49ZM51 143H54V145L53 144H51ZM111 143H112V145H111ZM176 143H178L177 144V147L175 148V146H176ZM181 143V144H180ZM244 143V144H243ZM245 143H247V145H249V147L248 148H250V147H252L251 148V151H252V149H253V151L255 150L256 151V153H257V150H258V153L256 154L255 152V155H254V153H253V151L252 152H250L249 154H248V156H246L245 157V152H246V150H247V146L245 145ZM253 143V142H252ZM38 144V145H37ZM100 144H101V147H102V150H103V153H102V150L101 151H99V148L101 149V147H100ZM115 144V145H114ZM117 144V145H116ZM125 144V145H124ZM232 144H235V146L233 145V147L231 148V146H232ZM6 145V146H5ZM12 145V146H11ZM36 146V147H33V146ZM51 145H52V147H51ZM85 145H84V147H85ZM96 145V146H95ZM110 145V146H109ZM120 145V146H121ZM183 145H184V147H183ZM225 145H227L226 143H225ZM231 145V146H230ZM254 145H256L255 146V149H254ZM261 145V146H260ZM262 145H263V147H262ZM9 146H11V147H9ZM17 146V147H16ZM31 146V147H30ZM45 146H46V148H45ZM49 146H50V149H51V151H50V149L48 150V148H49ZM153 146H154V151H153ZM164 146V147H163ZM179 146V147H178ZM239 146H240V148H239ZM258 146V148L256 149V147ZM16 147V148H15ZM18 147H19V149H18ZM23 147V148H22ZM29 149H28V148ZM33 147V148H32ZM84 147H83V149H84ZM90 147V148H89ZM181 147V148H180ZM191 147H193V149L194 150H192V148ZM246 148V149H244L243 151H242V149L243 148ZM260 147H262L261 149H260ZM9 148V149H8ZM14 148V149H13ZM45 148V149H44ZM60 148H62V147H60ZM96 148L98 149V151L96 150ZM157 148V149H156ZM186 148V149H185ZM242 148V149H241ZM3 149V150H2ZM63 149V148H62ZM172 149V150H171ZM183 149V150H182ZM47 150H48V152H49V156L47 155ZM95 150V151H94ZM158 150H159V152H158ZM168 150V151H167ZM190 150V151H189ZM250 149H248V151H249ZM259 150H261L260 151V153H259ZM10 151V152H9ZM20 151V152H19ZM23 151H25V153L23 152ZM28 151V152H27ZM161 151V152H160ZM171 151H174V153L172 152L171 153ZM226 151V150H225ZM241 151H242V154L244 155L243 157H242V154H240L241 153ZM27 152V153H26ZM55 153H56V151H54ZM53 152V153H54ZM89 152H90V154H89ZM100 152H101V154H100ZM105 152V153H104ZM178 152H180L179 154H178ZM189 152V153H188ZM193 153V155H194V159L191 157L192 156V153ZM230 152V153H229ZM264 152V151H263ZM82 153H83V151H82ZM97 153V154H96ZM190 153H191V155H190ZM253 155H252V154ZM6 154H7V157H6ZM11 154V155H10ZM13 154V155H12ZM19 154V155H18ZM20 154H21V156H20ZM25 154H30V156L27 158L28 160H25L26 159V157H24V155ZM67 154V153H66ZM107 155V156H103V155ZM175 154V155H174ZM246 154H247V152H246ZM15 155V156H14ZM27 155H25V156H27ZM40 155H41V157H40ZM45 155H47V157L45 158L44 156ZM94 155V156H93ZM97 155V156H96ZM154 155H156V157L154 156ZM160 155L164 158V160H162V157H160ZM179 155V156H178ZM182 155H183V157H182ZM235 155V156H234ZM260 155V156H259ZM10 156V157H9ZM20 156V157H19ZM42 156H43V158L44 159H46V160H44V159H42ZM96 156V157H95ZM152 156V157H151ZM189 156H190V158H189ZM224 156V157H225ZM258 156V157H257ZM18 157L21 159V161H20V159H18ZM38 157V158H37ZM98 157H99V161H97L98 160ZM106 157H108V160H109V163L107 162H103V160L104 159H102V158H105L106 159ZM127 157V158H126ZM132 157H133V159H132ZM157 157H158V159H157ZM167 157V158H166ZM170 157H172L173 158V161H171L172 160V158L170 159ZM197 157V156H196ZM240 157V158H239ZM252 157V158H251ZM1 158H0V160H1ZM22 158H24V160L23 161H25V163L28 161V164H31V161H32V164H33V169H31V165H29L28 166V164H25V163H21L22 162ZM65 158V157H64ZM76 158V156H74V160H76L75 159ZM89 158V159H88ZM128 158H129V160H128ZM166 158V159H165ZM187 158V159H186ZM236 158V159H235ZM246 158V159H245ZM248 158V159H247ZM7 159H10V160H7ZM12 159V160H11ZM42 159V160H41ZM63 159V158H62ZM155 159H156V161H155ZM160 159H161V163H160ZM220 159V160H219ZM222 159V160H221ZM230 159H229V161H230ZM238 159V160H237ZM4 160H5V163L7 164V166H4V168H3V165H2V163H4ZM13 160H14V162H13ZM17 162H16V161ZM52 160V159H51ZM68 160H69V157H68ZM88 160V161H87ZM197 160H198V158H197ZM7 161V162H6ZM73 161V162H72ZM77 161V160H76ZM163 161H164V163H163ZM221 161V162H220ZM237 161H238V166H237V169L235 168L234 169V167L237 165ZM8 162H9V166H8ZM45 162V163H44ZM72 162V163H71ZM95 162V163H94ZM133 162V163H132ZM167 162V163H166ZM178 162V163H177ZM219 162V163H218ZM55 163V164H54ZM199 163H201L200 161H199ZM223 163V164H222ZM5 164V165H6ZM21 164V165H20ZM36 164H38V167H39V164H41L42 165V168H44V165L46 166V167H50L49 168V170H48V172H47V168H45V170H46V173L48 174V178H45V181L43 180V179H41L42 181H43V183H42V181H40V180H38V178L41 176L40 175V170H39V168L41 169V165H40V167L37 169V167H35L36 166ZM82 164H83V161H82ZM111 166H110V165ZM140 164V165H139ZM143 164H144V166H143ZM167 164V165H166ZM178 164V167L176 166ZM198 164V165H197ZM25 165H26V167H25ZM51 165V166H50ZM180 165H181V169L182 170H180V172L181 173H183L184 172V174H186V176H185V178H184V176H183V178L181 177V174H176V176H175V173L174 174H172V169H175V171H176V173H177V171L179 172V167H180ZM219 165V166H218ZM169 166H171V168L169 167ZM218 166V167H217ZM10 169H9V168ZM11 167H12V169H13V171H14V174H12L13 172H12V170H11ZM29 167V168H28ZM112 167H114V168H112ZM224 167V168H223ZM1 168H0V172H1V174H2V170H1ZM7 168H8V170H7ZM52 168V171L50 170ZM78 168H79V165H78ZM84 168V167H83ZM122 168V169H121ZM123 168H124V171H123ZM143 168V169H142ZM225 168H226V170H227V172H229V175H228V173L226 172V170H225ZM6 169V170H5ZM21 169V170H20ZM29 169V170H28ZM37 169V170H36ZM74 169H76L75 171H74ZM116 169H117V171H116ZM177 169V170H176ZM241 169V170H240ZM10 170V171H9ZM28 170V171H27ZM38 170H39V172H38ZM203 170V171H202ZM205 170V171H204ZM208 170V171H207ZM224 170H225V172H224ZM17 171V172H18ZM33 173H32V172ZM158 171V172H157ZM174 171V172H175ZM183 171V172H182ZM191 171V172H190ZM207 171V172H206ZM3 172V173H4ZM8 172L10 173V174H8ZM36 172V173H35ZM39 174H38V173ZM90 172H92L91 174H90ZM161 172H164L163 174H161ZM204 172H205V174H204ZM87 173L89 174V175H87ZM156 173H159V176L157 177V175H156ZM166 173V174H165ZM198 173H200L199 175H198ZM203 173V174H202ZM209 173H210V175H209ZM224 173H225V175H224ZM33 174H34V176H33ZM44 174V173H43ZM170 174V175H169ZM6 175V176H7ZM22 175V174H21ZM46 175V174H45ZM44 175V176H45ZM74 175L77 177V179H75L76 177H74ZM85 175H87V176H85ZM202 175V176H201ZM27 176V179L25 178ZM37 178H36V177ZM164 176H166V178L164 177ZM167 176H169V177H167ZM170 176L172 177V181H171V179H170ZM1 177V179H0V188L2 187V182H1V180L3 181V179L2 178H4V180H5V177H4V175H3V177L2 176H0ZM18 177H20V175L18 176ZM33 177H34V179H33ZM43 177V176H42ZM47 177V176H46ZM153 177H154V179H156V180H154L153 179ZM157 177V178H156ZM164 177V178H163ZM188 177H189V179H188ZM199 177V178H198ZM200 177H201V179H200ZM202 177H204V179H202ZM229 177V178H228ZM231 177H233V178H231ZM36 178V179H35ZM62 178V179H61ZM80 178H81V181L82 182H80ZM160 178H162V179H160ZM175 178V179H174ZM192 178H193V180H192ZM197 178H198V180H197ZM236 178V179H235ZM11 179V178H10ZM15 179H16V177H15ZM21 179H22V177H21ZM47 179V180H46ZM179 179V180H178ZM181 179V180H180ZM184 179V180H183ZM195 179H196V181H195ZM56 180V181H55ZM76 180H77V182H78V186H76V184H77V182H76ZM79 180V181H78ZM7 181V180H6ZM35 181L38 183H40V184H43V187L41 186H36V185H34L35 184ZM50 181V182H49ZM84 181H85V183H84ZM87 181V182H86ZM90 181H92L91 183H90ZM132 181H133V184H132ZM159 181V182H158ZM199 181H200V183H199ZM201 181H202V183H201ZM12 182H13V184H12ZM88 182L90 183V186H89V184H88ZM135 182V183H134ZM143 182V183H142ZM161 182V186L159 185V183ZM167 184V188H165V183ZM189 182V183H188ZM20 185H19V184ZM38 183V184H39ZM79 183H81L80 184V186H79ZM84 183V184H83ZM140 183V184H139ZM141 183H142V185H141ZM144 183H145V185H144ZM150 184V185H149ZM156 184V185H155ZM45 185V186H44ZM88 185V187H86ZM135 185H136V187H135ZM149 187H148V186ZM169 185V186H168ZM179 185V186H178ZM180 185H182V187L183 188H181V186ZM185 185V186H184ZM196 185H198V186H196ZM4 186H5V184H4ZM21 186V187H20ZM73 186H75V190L73 189L74 187ZM84 186L86 187V188H84ZM151 186V187H150ZM155 186V187H154ZM160 186V187H159ZM28 187V188H27ZM76 187H77V189H76ZM89 187H90V189H89ZM132 187L134 188V189H132ZM32 188H34V189H32ZM172 188V189H171ZM65 189V190H64ZM129 189L131 190V191H129ZM135 189H137L138 190V192H136V190ZM141 189H142V191H141ZM150 189V190H149ZM180 189V190H179ZM190 189V190H189ZM192 189V190H191ZM232 189V190H231ZM54 190H56V193H55V191ZM60 190V191H59ZM83 190H85L84 192L85 193H82L83 192ZM88 190V191H87ZM124 190V191H123ZM127 190V191H126ZM171 192H170V191ZM59 191V192H58ZM72 191V192H71ZM151 191V192H150ZM156 191V192H155ZM169 191V192H168ZM66 192H67V194H66ZM69 192V193H68ZM80 192V193H79ZM122 192V193H121ZM127 192V193H126ZM176 192H177V194H176ZM182 192V193H181ZM50 193H51V195H50ZM61 193V194H60ZM96 193V194H95ZM155 193V195H153ZM48 194V195H47ZM55 194V196L53 197V195ZM62 194H63V196H62ZM83 194V195H82ZM90 194H91V196H90ZM122 194V195H121ZM124 194V195H123ZM137 194H138V196H137ZM172 194V195H171ZM182 194L184 195V196H182ZM5 195V196H4ZM6 195H8V197H6ZM93 195V196H92ZM97 195V196H96ZM11 196V197H10ZM57 196H58V198H57ZM59 196H60V198H59ZM67 196V197H66ZM87 196L88 197H90L91 199H90V201L91 202H89L88 203V198H87ZM135 196L137 197V199L135 198ZM141 196H143V200H141V199H139V198H141ZM161 196H162V198H161ZM168 196V197H167ZM172 196H173V198H172ZM179 196H181V197H179ZM14 198V199H19V198ZM24 197V196H23ZM39 197L41 198V203L39 204L38 202H39ZM48 198V197H51L52 199H58L57 200V203L53 200V202H48V203H46V200H44V198ZM65 197H66V199H65ZM82 197V198H81ZM124 197V198H123ZM139 197V198H138ZM176 197H177V199H178V197L180 198V199H178L179 201H177L176 200ZM6 198V199H5ZM12 198V199H11ZM51 198H49V199H51ZM80 198V199H79ZM84 198H86V199H88V200H84ZM148 198H150L149 200H148ZM156 198V199H155ZM159 198V201H157V199ZM183 198H184V200H183ZM23 199V198H22ZM21 199V200H22ZM38 199V200H37ZM77 199H78V201H77ZM173 199V200H172ZM262 199V200H261ZM24 200H28V199H25L24 198ZM37 200V201H36ZM84 200V201H83ZM146 200V201H145ZM151 200V201H150ZM255 200V202H253ZM45 201V202H44ZM76 201H77V203H76ZM177 201V202H176ZM182 201V202H181ZM195 201V202H194ZM257 201H259V202H257ZM263 201V202H262ZM6 202H7V200H6ZM28 202V201H27ZM58 202H59V205H61L60 207H62V205H63V207L62 208H60L59 207V209H61V211H63L64 210V212L68 209V210H71V211H74L72 214H71V212L69 213V215H70V217H72V218H74V220H77L78 219V217H80V219H82V216H81V214L83 213H85V215H86V210H85V208H83V205H84V207H85V205H86V208H88V209H90V211L88 210V213H87V216L90 218V220H92L93 221V223L91 222V221H89V224H90V229H89V227L87 228V226H88V223H86L85 225H84V223H82L83 224V226H81V225H79V222H78V226L77 225H75V223L73 224L74 226L72 227V224H70V225H64V224H67L66 223V219H65V222L63 221V219H64V217H63V213L61 212V215H62V217H63V219L62 220H60V219H57V218H55L56 217V215L54 214V210L52 211V209L50 208V206L52 207V205H53V207L52 208H55L57 205H58ZM138 202H139V204H138ZM142 202V203H141ZM39 205H38V204ZM43 203V204H42ZM49 204V207H44V204ZM54 203H55V205H54ZM114 203H115V205H114ZM148 203V204H147ZM154 203H155V205H154ZM159 203V205H156V204H158ZM257 203V204H256ZM41 204L43 205V206H41ZM51 204V205H50ZM91 204H93V205H91ZM124 204V205H123ZM168 204H170V206H172V207H169L170 208V210L172 209V211L174 212V216H172V219L170 218L169 219V214H168V216H167V214L165 215V216H167V217H165L164 215L163 216H161L160 214H162V212H164V209H165V205H168ZM234 204H235V209H234ZM5 205V204H4ZM36 205H37V207H36ZM123 205V206H122ZM127 205V206H126ZM137 205L141 208V210H139V207H137ZM164 205V206H163ZM175 205V206H174ZM232 205H233V208H232ZM257 205L259 206V208H261V209H258V212H257ZM39 206V207H38ZM88 206V207H87ZM92 206H94V207H92ZM116 206H117V208H116ZM118 206H120L119 208H118ZM151 206H152V208H151ZM159 206V207H158ZM256 206V207H255ZM3 208V203H0V208ZM7 207V206H6ZM5 207V208H6ZM31 207V208H30ZM41 207V208H40ZM79 207H80V209H79ZM82 207V208H81ZM90 207V208H89ZM116 209H118V211H116L115 210V208ZM123 207H124V209H123ZM129 207V208H128ZM162 207H163V209H162ZM180 207V208H179ZM182 207H183V209H182ZM192 207H193V210H192ZM78 208V211H77V215H78V217H76L75 218V216H74V214L76 213V211H75V209H77ZM93 208V209H92ZM121 208H122V213H121ZM137 208V209H136ZM169 208L167 209L166 208V210L169 212ZM199 208H200V210H199ZM256 208V209H255ZM28 209H27V212H28V214H29V211H28ZM49 209H51V210H49ZM85 211H84V210ZM92 209V210H91ZM107 209V210H106ZM133 209L135 210V212L133 211ZM144 209V210H143ZM177 209H178V212H177ZM179 209H180V211H179ZM202 209V210H201ZM233 209H234V211H233ZM236 209H237V211H236ZM49 210V211H48ZM111 210V211H110ZM146 210V211H145ZM155 210H157V212H155ZM160 210H161V212H160ZM165 210V211H166ZM191 210V211H190ZM8 211V210H7ZM24 211H25V213H27L26 212V209H24ZM80 211V212H79ZM84 211V212H83ZM92 211V212H91ZM104 211H106V212H104ZM166 211V212H167ZM184 211H185V213H184ZM187 211V212H186ZM193 211H195L196 213H197V215H198V213H200L199 214V216H197V218L199 219L200 217H201V215H202V217H201V221L200 222H202V220L204 219V223L202 224H200V225H202V227H203V229H202V227L199 229L200 230V232L197 234V235H195L196 233H192V236H190L189 234L188 235H182L181 233H177L179 230V232H181L182 230L180 229V222H179V219H181L182 218V216H184V219L186 218V220L185 221H190L191 220V217L192 216H194L192 213H194ZM233 211V212H232ZM235 211H236V214H235ZM241 211H242V213H241ZM255 211H256V213H255ZM2 212H3V214H2ZM9 212V211H8ZM45 212V213H44ZM47 212V213H46ZM82 212V213H81ZM110 212V213H109ZM192 212V213H191ZM208 212V213H207ZM240 214H239V213ZM249 212H250V214H249ZM24 213V212H23ZM30 213H31V211H30ZM56 213V212H55ZM81 213V214H80ZM133 213H135V215L133 214ZM182 215H181V214ZM196 213H194V214H196ZM204 213H205V216H204ZM258 213V214H257ZM18 214V215H17ZM53 214H54V216H53ZM91 214V215H90ZM164 214V213H163ZM177 216H176V215ZM185 214V215H184ZM189 214V215H188ZM234 214V215H233ZM260 214V215H259ZM6 215H8L7 217H6ZM11 215V216H10ZM17 215V219H16V216ZM69 215H68V217H69ZM73 215V216H72ZM122 215V216H121ZM127 215H129V216H127ZM134 215V216H133ZM230 217H229V216ZM232 215V216H231ZM240 215V217H239V219H238V216ZM25 216V217H24ZM59 216H60V212H59ZM126 216V217H125ZM137 216V217H136ZM139 216V217H138ZM208 216V217H207ZM236 216H237V218H236ZM251 216V217H250ZM26 217H27V219H26ZM70 217H69V220L67 221L68 223H70V222H74V221H72V219H70ZM96 217V218H95ZM129 219H128V218ZM131 217V218H130ZM133 217H134V220H133ZM179 217V218H178ZM196 217V216H195ZM49 218H53V219H56L55 220V222L54 221H51V220H49ZM61 218V217H60ZM92 218V219H91ZM98 218V219H97ZM144 218V219H143ZM166 218H167V220H166ZM203 218V219H202ZM207 218V219H206ZM232 218H233V220H232ZM244 218H246L245 220H244ZM28 219H30V220H28ZM41 219V218H40ZM113 219V220H112ZM139 219V220H138ZM240 219H241V221H240ZM24 220L26 221L25 223H27V226L26 227H28L29 228V225H30V228H29V231L25 228V230L27 231V233H26V231L24 232V233H22V226H21V224H23V225H25L23 222H24ZM31 220H32V223H30L31 222ZM95 220V221H94ZM100 222H99V221ZM154 220V221H153ZM163 220H164V222H163ZM248 221V224L250 223L251 224V228H249V233L247 232V229H248V227H247V225H246V230H244V229H241L242 228V225L243 224H246L247 222H245V221ZM259 222H258V221ZM15 221V222H14ZM16 221H18L17 223H16ZM36 221H38V222H36ZM57 221H59L61 224H63V226H61V227H59L61 224H59V222H57ZM70 221V222H69ZM85 221H86V219H85ZM111 221V222H110ZM133 221H134V223H133ZM137 221V222H136ZM167 221H168V223H167ZM177 221H178V223H177ZM193 221V220H192ZM192 221L190 222V223H192ZM227 221V222H226ZM257 221V222H256ZM2 222H4V223H2ZM56 222H57V224H56ZM64 222V223H63ZM76 222V221H75ZM112 222H114V224L112 223ZM135 222H136V224H135ZM183 222V221H182ZM255 222V223H254ZM12 223L14 224L15 223V225L17 224L18 225V227H16L15 225L13 226L12 225ZM41 223V224H40ZM96 223V224H95ZM173 223V224H172ZM225 223H227V225H228V227H227V229H226V227H225ZM19 224H20V226L21 227H19ZM98 224V225H97ZM151 224V225H150ZM167 224H168V226H167ZM179 224V225H178ZM225 224V225H224ZM235 224V225H234ZM253 224V225H252ZM260 224V225H259ZM44 225V224H43ZM56 225V226H55ZM58 225V226H57ZM95 225V226H94ZM149 225H150V229H149ZM170 225H172V227L170 226ZM189 225H191V224H189ZM208 225H209V228H208ZM3 226V227H2ZM7 226V227H6ZM9 226V227H8ZM71 226V227H70ZM92 226H94V227H92ZM237 226H239V227H237ZM2 227V228H1ZM14 227H16V229H18L19 228V230H20V232L23 234H21V237H20V233L17 231V230H14ZM59 227V228H58ZM79 227V228H78ZM86 227V228H85ZM99 227V228H98ZM110 227V229H108ZM156 227H157V229H156ZM225 227V228H224ZM237 227V228H236ZM250 227V226H249ZM12 228V229H11ZM20 228H22V229H20ZM53 228V229H52ZM92 228V229H91ZM143 228V229H142ZM208 228V229H207ZM238 228H240V230H241V233H242V230H243V233H242V235H241V233H240V235L242 236V237H240V235L238 236V232H240V231H238ZM254 228V227H253ZM82 229V230H81ZM88 229H89V232H88ZM98 229V230H97ZM160 229H161V231H160ZM170 229V230H169ZM187 229V228H186ZM188 229H190V228H188ZM207 229V230H206ZM1 230H3L2 232H1ZM13 230H14V233L15 234H13V236L12 235H10L9 236V238H8V242L6 241V240H4L3 239V242H2V238H5V237H3L4 236V234H3V236H2V233L4 232L5 234L7 233V235L9 234V232H10V234H11V232H13ZM86 232H85V231ZM147 230H148V232H147ZM152 230H153V232H152ZM155 230H156V232H155ZM199 230H197V231H199ZM202 230H205L206 231V235L207 236H209V237H207V239L206 240H201L202 238L204 239V235H205V233L202 231ZM164 231V232H163ZM233 231V232H232ZM237 232V237L235 236V232ZM259 231V230H258ZM38 232V233H37ZM40 232V233H39ZM90 232H91V234H90ZM163 232V233H162ZM166 232H168V233H166ZM173 232V233H172ZM211 232V233H210ZM251 232V233H252ZM256 233H257V230L255 231ZM262 232V231H261ZM136 233H137V235H136ZM187 233H191V231L190 232H187ZM254 233V232H253ZM252 233V234H253ZM255 233V234H256ZM27 234V235H26ZM43 234H45L44 236H42ZM53 234H55L56 235V237L53 235ZM120 234V235H119ZM170 234H171V236H170ZM180 236H179V235ZM258 234V235H257ZM256 234V238L255 239H262V237H263V234H264V230H263V234L262 233H260V232H258ZM19 235V237H17V236ZM47 235V236H46ZM90 235V236H89ZM149 235V236H148ZM163 235V236H162ZM175 235H176V237H175ZM184 236V237H182V236ZM193 235L194 236H196V238L195 239H192V237H193ZM199 235V236H198ZM201 235V236H200ZM206 235H205V238H206ZM235 237H234V236ZM29 236H31V237H29ZM166 236V237H165ZM36 237H37V240H38V242L36 241V243H35V240H36ZM41 237H42V239H43V241H42V239H41ZM96 237H98L97 239H96ZM103 237V238H102ZM134 237H135V239H134ZM175 237V238H174ZM202 237V238H201ZM26 238V240H24V239ZM35 238V239H34ZM55 238V239H54ZM130 238H131V240H130ZM169 238V239H168ZM199 238V240H197ZM201 238V239H200ZM238 238V239H237ZM244 238H245V241H244ZM254 238V237H253ZM39 239H40V242H39ZM45 239H46V241H47V244L48 245H45L46 244V241H45ZM54 239V240H53ZM94 239H96L94 242H91V245H90V241H93ZM101 239V244H100V242H99V240ZM102 239H103V241H102ZM165 239H168L169 240V242L168 241H166ZM176 239V240H175ZM237 239V240H236ZM16 240L18 241V242H16ZM56 240V241H55ZM146 240H147V242H146ZM214 240V241H213ZM6 241V242H5ZM29 241H33V244H32V242H29ZM42 241V242H41ZM170 241H171V243H172V241H175L174 243H176L177 244V242H178V246L176 247V244H174V243H172V245H175V249H174V247H173V249H172V252H170V247L172 246L171 244H170ZM196 241H197V243H198V245L199 244H201L200 245V247L198 248V246H197V244H196ZM201 242V243H199V242ZM234 241V242H233ZM236 241V242H235ZM11 242V243H10ZM14 242H15V245H14ZM22 242V243H21ZM27 242H29V244L27 243ZM59 243V245H58V243ZM65 242V243H64ZM97 242V243H96ZM98 242H99V246H97V244H98ZM180 242V243H179ZM215 242H216V244H215ZM221 242V243H220ZM224 242V243H223ZM242 242V243H243ZM17 243V244H16ZM20 243V244H19ZM34 243H35V245H34ZM56 243V244H55ZM64 243V244H63ZM66 243L68 244V247L66 246ZM77 243V244H76ZM88 243H89V245H88ZM133 243V244H132ZM149 243V244H148ZM213 243V244H212ZM10 244L12 245L11 247H10ZM36 244H39V245H36ZM74 244V245H73ZM79 244H80V246H79ZM83 244V245H82ZM135 244V245H134ZM137 244V245H136ZM171 246H170V245ZM222 245L221 247L219 246V245ZM224 244H225V246H224ZM233 244H235L234 246H233ZM239 246H238V245ZM56 245H58V248H57V246ZM158 245V246H157ZM165 245H166V247H165ZM180 245V246H179ZM237 245V246H236ZM56 246V247H55ZM61 246V247H60ZM218 246V247H217ZM227 246V247H226ZM71 247V248H70ZM76 247H77V249H78V251L76 250ZM79 247H80V249H79ZM143 247H144V250H143ZM158 247V248H157ZM162 247V248H161ZM165 247V248H164ZM180 247V248H179ZM186 247V248H185ZM202 247V248H201ZM223 247H226V249L225 248H223ZM233 247V248H232ZM236 247V248H235ZM241 247V248H240ZM239 248H240V250L238 249L237 250V252L239 251H241L243 248H242V245L240 246ZM244 247H246V248H251V246H249V245H244ZM68 248H69V251H68ZM85 248H87V250L85 249ZM97 248V249H96ZM102 248H105V250L103 251V249H102V251H101V249ZM110 248V249H109ZM129 248L131 249V251L129 250ZM141 248V249H140ZM169 248V249H168ZM194 248H196V249H194ZM218 248V249H217ZM72 249V250H71ZM74 249V250H73ZM100 249V250H99ZM109 249V250H108ZM160 249H161V251H160ZM204 249V250H203ZM215 249H217V253L219 252V251H222V252H219V254L217 255V258H219V259H216L215 258V262H214V257H216V255H215V253H216V250ZM225 249V250H224ZM228 249H229V252H228ZM232 249V250H231ZM10 250V251H9ZM58 250H59V252H58ZM108 250V251H107ZM132 250H133V252H132ZM156 251L157 252V254H155V255H153L154 254V251ZM203 250V251H202ZM248 250H251V249H248ZM7 251H9V252H7ZM65 251V252H64ZM71 251V252H70ZM166 251H168V254L166 255ZM210 251V252H209ZM225 251V252H224ZM247 251V250H246ZM6 252V253H5ZM12 252V253H11ZM67 252V253H66ZM79 252H80V254H79ZM97 252H98V254H97ZM105 252V253H104ZM147 252V253H146ZM162 252H164L163 254H162ZM238 252V253H239ZM244 251L242 250V253H243ZM249 252V251H248ZM247 252V253H248ZM61 253V254H60ZM65 253V254H64ZM106 253H107V256H106ZM132 253V254H131ZM161 253V254H160ZM211 253L213 254V256L211 257ZM241 253V252H240ZM44 254V255H43ZM46 254V255H45ZM66 256V257H63L64 255ZM76 254V255H75ZM102 254H103V259H102ZM146 254V255H145ZM185 254H183V256L185 255ZM203 254H204V256H203ZM206 254V255H205ZM245 254H246V252H245ZM52 255V256H51ZM162 257H161V256ZM220 255H222V256H220ZM43 256H44V258H43ZM149 256H150V259H149ZM155 256H157V258L155 257ZM161 258H160V257ZM169 256V257H168ZM186 256H185V258H184V262L186 263V264H188L187 263V260H185V259H187L186 258ZM193 256V257H192ZM195 256V257H194ZM69 257H70V260H69ZM101 257V258H100ZM159 257V258H158ZM167 257V258H166ZM246 257H250V256H247L246 255ZM60 258V259H59ZM62 258V259H61ZM179 258H181V253L179 254ZM195 258V259H194ZM197 258V259H196ZM68 259V260H67ZM72 259H73V261H72ZM108 259H110V261L108 260ZM127 259H128V261H127ZM168 260V262H166L167 260ZM182 260H183V258H181ZM211 259H212V261H211ZM250 259H253V256H251V258ZM66 260V261H65ZM104 260V261H103ZM156 260V261H155ZM162 260V261H161ZM219 260L221 261V262H219ZM52 261V262H51ZM72 261V262H71ZM121 261H122V263H121ZM153 261V262H152ZM80 262V263H79ZM210 262V263H209ZM180 264V263H179ZM184 264V263H183ZM189 264H191V263H189Z\"/></svg>",
	"mask_w": 264,
	"mask_h": 264
},
{
	"label": "bare ground",
	"instance_id": "obj_2",
	"mask_svg": "<svg viewBox=\"0 0 264 264\" xmlns=\"http://www.w3.org/2000/svg\"><path fill=\"white\" fill-rule=\"evenodd\" d=\"M26 0H0V9H1V11L2 10H4V12L2 13V12H0V15L1 14H4V16H1L0 18H1V20H0V22L2 23H4V26H3V28H2V25L0 24V26H1V33H0V35H2V42H3V40H5V37H7V35H9V38H10V34H12L11 35V38L13 37V35L15 36V34L14 33H18L17 35H16V37L18 38L19 37V35L20 36H22V34H20V32H22V33H24L23 35L25 36V34L27 35V33H25V32H28V35H29V37H31L33 34L30 32V30L32 29H28V26L29 27H31V24H32V21L30 22V25H27V27H26V24L28 23V22H26L27 21V19L29 18V15H28V13H30V10L28 11V7H29V9H31L32 11H34L35 10V12H37L36 14L38 15V14H40V13H38V10L41 12V14H42V10L39 8V5L40 4H36L37 2L36 1H31V3H32V5H30V2L27 0L26 2H25ZM42 1V0H41ZM61 1V0H60ZM59 0H58V2H60ZM68 0H65V1H63L62 0V2H67ZM74 2H75V0H73ZM72 1V2H73ZM78 1H80V0H78ZM101 1V0H100ZM140 1V2H139ZM158 0H155V2H157ZM159 1H161V3H162V1L163 0H159ZM168 1V0H167ZM171 1V0H170ZM22 2H24V4L22 3ZM40 2V1H39ZM57 2V1H56ZM57 2V3H58ZM115 2L117 3V1L115 0ZM123 2V1H122ZM124 2L126 3V1L124 0ZM123 2V3H124ZM139 2V3H138ZM142 2H144L143 0H138V1H136V0H130V2L128 1V3H130L131 5H132V3H137V5L138 4H140V3H142ZM149 2V4L147 5V3ZM171 2H173V0L171 1ZM171 2H170V4H169V7L171 6ZM174 2H176V3H180V4H188V7H189V10H188V8L186 7V9H187V11H190L191 9L193 10L192 12H193V14L192 15H190V16H188L189 18H190V20H191V16H193L194 18H195V23L193 22V24H195L196 25V27L194 28V31H190V33H195V30H196V28L198 27L199 28V26H201V25H203V27L201 26L200 27V29H198V30H200V31H198V30H196V34H195V36L197 35V33L198 32H200L197 36H199V35H203L204 37H202V35H201V38H202V41H203V43L201 44V46L204 48V52H202V47H201V49L200 48H198L199 49V52H201V53H197V51H196V49L197 48H195V46H199L200 45V43L199 42H197V43H199V45L196 43L195 44V40H197V41H199L197 38H199V37H195L194 36V33H193V37H192V35L190 34V36L188 37V34H189V30H192L193 28H189V25L192 23H190V24H188V22L185 20H183L184 21V23H183V21L181 20V22L180 21H178V22H180L179 23V25H178V22L177 21H174V19H175V17H176V19L175 20H177L178 18H182L183 19V17H182V15L183 14H185V13H183V11L182 10H180V12H181V14H180V12H179V9H178V11H177V4H176V8H172V6L170 7V9L169 10H171L172 11V9H173V11L171 12V13H173L171 16H173V17H171L172 19H173V21H174V23L175 24H177L178 26H179V28H181V30H185V28L188 26V30H187V32H188V34H186V30H185V35L183 34V36H182V34L180 35V33L182 32L183 33V31H180V30H178V31H180V32H175L173 35L175 36V40H176V42L175 43H178V41L180 42V45H177V47L179 48V47H183V49H182V53H184V55L183 56H181V55H178L179 54V52L178 53H176L175 52V50H174V52L176 53V56L178 55V57H179V59L182 57V59H183V57L185 56V53H186V55H187V50H186V48L187 47H190L189 48V50H191V48H192V50H193V48H194V53H196V54H194L193 53V51L191 52L190 51V58H188L189 59V61H192L193 63H189L188 62V60H187V63L189 64V66L188 67H190V71H192V69L195 71V69H196V67H197V69L196 70H200L199 72V76L201 75V73H202V78L200 77V79H204L205 81L207 80V79H209V81L208 82H210L211 81V79H215V77H216V79H215V81H213V82H216L215 84H213V86H215L216 87V84H217V81L216 80H218V78H220V80H223V82H224V80H226V81H228L229 82V80H228V75H227V78H226V74L227 73H230V69H233L232 70V75L235 77V80H237V82L241 79V78H243L244 79V77L246 78L245 79V81L247 80V83L249 84V85H251L252 87L253 86H256L258 83H259V85L258 86H256V87H259V86H261L260 84V82L262 81V82H264V0H174ZM173 2V3H174ZM26 3H28L29 5H26ZM68 3H69V1H68ZM70 3H71V1H70ZM81 3V2H80ZM93 3H96V1L95 2H93ZM150 3H151V5H150ZM154 3V2H153ZM153 3H152V1L150 0V1H145L144 2V8L143 7H141V9L143 10L144 9V12H146L147 13V11L148 12H150V7H152L151 9H152V13H153V11H154V14L155 13H157L156 15H158L159 13H161V14H163L162 16H164V13H165V11H164V13H162L163 12V10H164V7H165V4H164V6H163V9H162V7L160 8V10L158 11H156L155 9L156 8H159L162 4H160L159 3V5L156 3L155 5V7L153 6ZM163 3H165V0H164V2ZM168 3H169V1H168ZM168 3H167V5L166 6H168ZM173 3H172V5H173ZM21 4H22V8L24 7V11L22 12L21 11V16H22V14H24V12H26V17H25V20H23L26 24H24V22H21L22 21V19L20 18V17H18L17 16V18H20L21 19V21H19V22H16L17 21V18L14 20V14L16 13V11H18V7H19V10H20V6H21ZM35 4H36V6H35ZM43 4V3H42ZM49 4V3H48ZM62 4V3H61ZM77 4V3H76ZM88 5L89 4H91V3H87ZM100 4V3H99ZM17 5H19L18 7H17ZM34 5V6H33ZM58 7L60 6V3L59 4H56ZM66 5H67V3H66ZM80 5V4H79ZM82 5V4H81ZM114 5V4H113ZM150 5V6H149ZM175 5V4H174ZM15 6V7H14ZM62 6V5H61ZM71 6L73 7H77V6H75V3H72L71 4ZM70 6V7H71ZM120 6V5H119ZM119 6L117 7V10L119 9ZM125 6V5H124ZM128 6V5H127ZM187 6V5H186ZM3 7H5L4 9H3ZM9 7V8H8ZM13 7H14V9H13ZM25 7H27V9L25 8ZM66 7V6H65ZM64 7V8H65ZM69 7V8H70ZM84 7H85V5L83 6V9L82 10H84ZM114 7V6H113ZM120 7H122V6H120ZM147 7H149L148 8V10H147ZM154 7V8H153ZM36 8V9H35ZM37 8H38V10H37ZM41 8H44L43 6L41 7ZM47 8H48V6H47ZM67 8V7H66ZM94 8V7H93ZM127 8V11H128V7H126ZM167 8V7H166ZM8 9V10H7ZM49 9H50V7H49ZM76 9V8H75ZM97 9V8H96ZM112 9V11H113V8H111ZM115 9V8H114ZM134 9V8H133ZM135 9H138V7H135ZM140 9V10H141ZM162 9V10H161ZM28 11V13H27V11ZM61 10V9H60ZM59 10V8H58V11H60ZM62 10H63V8H62ZM62 10H61V12H62ZM73 10H74V8H73ZM72 10V11H73ZM77 10V9H76ZM81 10V11H82ZM122 10H123V8H122ZM132 10V9H131ZM165 10H167V12L169 11L168 9H165ZM8 11V12H7ZM15 11V12H14ZM32 11H31V13H32ZM45 11H46V9H45ZM49 11V10H48ZM51 11H53V10H51ZM71 11V12H72ZM80 11V10H79ZM100 11V9L99 10H96L91 16L93 17V18H88V19H92V22L94 21V19H95V21H96V18H102L101 20H103L104 19V15L102 14V16H97V13H101V12H99ZM108 11V10H107ZM120 11V10H119ZM129 11H130V8H129ZM156 11V12H155ZM186 11V12H187ZM10 12V14H11V12H13L12 13V16H13V19H11L12 18V16H11V18L8 16V13ZM65 12H67V10L65 11ZM97 12V13H96ZM117 12V11H116ZM123 12H125V9L123 10ZM122 12V13H123ZM167 12H166V14H167ZM7 15H6V14ZM18 13H20L19 11L17 12V14ZM51 13H53V12H51ZM60 13V12H59ZM63 13H64V10H63ZM62 13V14H63ZM78 13H80V12H78ZM77 13V14H78ZM86 12H84V14H85ZM89 13V12H88ZM109 13H111L110 11H109ZM109 13H107L108 14V16H110L109 15ZM139 13V12H138ZM177 13H179V15H177ZM183 13V14H182ZM190 13H191V11H190ZM36 14H35V16H36ZM43 14H44V12H43ZM47 14V13H46ZM48 14H50L49 12H48ZM58 14V13H57ZM68 14V13H67ZM94 14H95V16H94ZM114 14V13H113ZM113 14H111V17H110V19H112V17H113V20H114V17H115V19H117L116 18V16L118 17V13L117 14H115L116 16H113ZM120 14V13H119ZM142 14H144L145 15V13H142ZM142 14H139V15H141L142 16V19H144L143 18V15ZM149 14H150V16H149ZM148 14V16H144L145 17V22L147 23V22H149V18L151 17V19H153L154 17H152L151 16V13H149ZM166 14H165V16H166ZM169 14V13H168ZM194 14H195V16H194ZM6 15V16H5ZM16 15V14H15ZM20 15V14H19ZM51 15V14H50ZM50 15H48L47 17L49 18V16ZM69 15V14H68ZM74 15H75V13H74ZM99 15V14H98ZM106 15V14H105ZM175 15V16H174ZM188 15H189V12H188ZM7 16L9 17V18H7ZM32 16H33V14H32ZM41 16V15H40ZM52 16H53V14H52ZM55 16H56V13H55ZM55 16H54V18H55ZM61 16V15H60ZM64 16V14L62 15V17ZM107 16V15H106ZM122 17H124V18H126V15H121ZM121 16H120V18H121ZM133 17H134V15H132ZM135 16H136V19H137V21L139 20V16H137V14H135ZM141 16H140V19H141ZM155 16V15H154ZM160 16V20H161V22H162V17H161V15H159ZM165 16L163 17V18H165ZM2 17L3 18H5V21H4V19H2ZM28 17V18H27ZM38 17H39V15H38ZM37 17V18H38ZM78 17H79V15H78ZM86 17H87V15H86ZM96 17V18H95ZM131 17V16H130ZM157 17V16H156ZM23 18V17H22ZM30 18H32V17H30ZM35 18V17H34ZM33 18V19H34ZM41 18H43L44 19V16L42 15L41 16ZM64 18V17H63ZM80 18H81V16H80ZM80 18H78V19H80ZM83 18V19H82ZM81 19H80V21H79V23H78V21H77V23L75 22V24H77V25H80V22L82 21V20H84V22H85V24H86V21L87 20H85L84 19V17H82ZM129 18V17H128ZM194 18H193V20H194ZM40 19V18H39ZM39 19H36L38 22H39ZM50 19H52V17L50 18ZM56 19H58L57 18V16H56ZM60 19H62L61 17H60ZM77 19V18H76ZM131 19H133L132 17H131ZM135 19V20H136ZM148 19V21H146ZM159 19V18H158ZM13 21V23H12V21ZM29 20V19H28ZM36 20H34V22L36 21ZM41 20V19H40ZM48 20V19H47ZM63 20V19H62ZM101 20H99V21H101ZM106 20H108V18H106ZM105 20V21H106ZM113 20H111V21H113ZM128 20V19H127ZM126 20V21H127ZM171 20V19H170ZM180 20V19H179ZM189 20V21H190ZM45 21V20H44ZM44 21H43V24H44ZM59 21V19L56 21V22H58ZM76 21V20H75ZM104 21V20H103ZM118 21H119V23H118ZM141 21V20H140ZM165 21H166V19H165ZM34 22H33V26L36 28V25L34 24ZM55 22V21H54ZM53 22V23H54ZM108 22V24L110 23V21L108 20L107 21ZM122 23H123V21H121ZM128 22H130V24H131V20L129 19L128 21H127V23ZM134 22V21H133ZM132 22V23H133ZM136 22V21H135ZM134 22V23H135ZM139 22V21H138ZM150 22H151V20H150ZM158 22H159V20H158ZM177 22V23H176ZM6 23V24H5ZM20 23H22V24H20ZM52 23V22H51ZM74 23V22H73ZM83 23V22H82ZM97 23H98V25H99V22H96V24H91V21H89V25H88V23H87V25L85 26V24H84V30H85V28L86 27H88V31H86L85 30V32H84V30L81 32H79V30H78V33L80 34V36H79V40L81 41V38L83 39V45H85V46H87V49H88V46H89V42H90V40H88L89 38H90V36H88L89 34H87L88 32H91V37H92V35H93V37H92V39H93V41L94 42H96L97 41V37H98V35L100 34V32H101V29L99 28V30H98V28L96 27V25H97ZM103 23V22H102ZM115 23H116V26L118 25V24H120V28H122L123 26H122V24L120 23V19L119 20H116V21H114V22H111V24H114L115 25ZM153 23H155V20H154V22ZM156 23H157V21H156ZM165 22H163V24H164ZM186 23V25H184ZM198 23V24H197ZM200 23V24H199ZM202 23V24H201ZM39 24V26L41 27V24H40V22L38 23ZM43 24H42V26H43ZM46 24V23H45ZM61 24V23H60ZM64 24V23H63ZM70 24V23H69ZM106 24V23H105ZM126 24V23H125ZM124 24V25H125ZM180 24H181V26L182 27H180ZM193 24H191V25H193ZM22 25V26H21ZM93 25V27L91 28V26ZM107 25V24H106ZM129 25V24H128ZM132 25V24H131ZM130 25V26H131ZM135 25H136V23H135ZM167 25H170V24H167L166 23V26ZM194 25V26H195ZM7 26V27H6ZM32 26V27H33ZM57 26H59V25H57ZM61 26H62V24H61ZM61 26H60V29L61 30H59V28H54V31H55V29L56 30H58L60 33H61V31H62V29H64V31H66V30H68L69 31V34H67V35H69V37H67V39H69L70 38V36L71 35H73V34H71L70 33V31L71 30H69L70 29V27H68V26H66L65 27V24H64V26H63V28H61ZM82 26V25H81ZM103 26L104 25H102V31L104 30V28H103ZM127 26V25H126ZM125 26V27H126ZM140 25H138V27H139ZM148 26V25H147ZM149 26H151L150 24H149ZM155 26V25H154ZM164 26V25H163ZM178 26H176L175 27V25L173 26V28L172 27H170V31H171V29H173V32H174V30L175 29H179L178 28ZM183 26H186L185 28L183 27ZM193 26V27H194ZM5 27V28H4ZM14 27V28H13ZM27 28V30H26V28ZM44 27V26H43ZM53 27H56L55 26V24H54V26H52L51 28H49L48 29V27H47V30H48V32H50V31H53ZM67 27H68V29H67ZM72 27H73V25H72ZM112 27H113V25H112ZM119 27H118V30H119ZM190 27H192V26H190ZM6 28H9V29H6ZM10 28H13V31L12 30H10ZM46 28V27H45ZM75 28H76V26H75ZM90 28V29H89ZM93 28L96 30V32H97V30H98V33H97V37L96 38H94V35H95V33H94V30H93ZM97 28V29H96ZM107 28L109 29V26L107 25ZM124 28V27H123ZM131 28H132V26H131ZM134 28H135V26H134ZM149 28V27H148ZM160 28H161V24H160ZM163 28V27H162ZM165 28H168V27H165ZM39 29V28H38ZM51 29V30H50ZM66 29V30H65ZM87 29V28H86ZM113 30H114V32H112V35H113V38L112 37H110L109 35H108V33H107V35L106 36H109V39L111 38V40H109L108 41V38L107 39H104L106 36H104L105 34H103V33H105L106 31V29L102 32V34H103V40L100 38V40H102V44H101V41H100V44L101 45H103L104 46V48L103 47H101L100 46V44L99 43H96L95 44V47H98L99 48V50L97 49V48H95V50L96 51H94V53H96L97 52V54L100 56L101 54H102V56H104V54H103V51L104 52H106L109 48L111 49V46L113 45V47H114V45H116V41L117 40H121L122 41V39L120 38H118V37H116L117 35L115 34V30H117L116 29V27H113L112 28ZM111 29V30H112ZM125 29H127V28H125ZM128 29H130V28H128ZM133 29V28H132ZM142 29H143V27H142ZM201 29H203V33H201ZM26 30V31H25ZM44 30V29H43ZM91 30V31H90ZM110 30V29H109ZM140 30V29H139ZM162 30V29H161ZM165 29H163V31H164ZM32 31V30H31ZM54 31H53V35H52V33H51V35H52V37H53V39L55 38V36H54V34L56 35V32L54 33ZM108 31V30H107ZM121 31V30H120ZM119 31V32H120ZM122 31H123V29H122ZM125 31V30H124ZM123 31V32H124ZM126 31H128V30H126ZM130 31V30H129ZM133 31V30H132ZM166 31H168V30H166ZM165 31V32H166ZM29 32H30V34H32L31 36H30V34H29ZM33 32V31H32ZM48 32H47V34H48ZM83 32H84V34H83ZM111 32V31H110ZM109 32V34H111ZM149 32H151V30L149 31ZM155 32V31H154ZM172 32V33H173ZM64 33V32H63ZM62 33V34H63ZM68 33V32H67ZM139 34V31L138 30H136V35L138 36V34ZM161 33H163L162 31L160 32V34ZM176 33H179V37H178V40H177V37H176ZM40 34V33H39ZM41 34H42V32H41ZM47 34L45 33V37L47 36ZM58 34V33H57ZM75 34V33H74ZM102 34H101V36H102ZM123 34V33H122ZM132 35H133V33H131ZM141 34V33H140ZM139 34V35H140ZM146 34H147V32H145V36H146ZM157 34H159L158 32L156 33V36H157ZM165 34V37L168 35L167 33H164ZM164 34H163V37H164ZM167 34V35H166ZM170 34H171V32H170ZM27 35V36H28ZM61 35V34H60ZM66 35V36H67ZM76 36H75V40L76 41H74V43L76 42V45L79 47V48H81V45H82V43H81V45L79 46V40H78V35L77 34H75ZM82 35H84V38H83V36ZM118 35H120V34H118ZM5 36V37H4ZM23 36V37H24ZM48 36H50L49 34H48ZM96 36V35H95ZM115 36V37H114ZM126 36H127V33H126ZM129 36H130V34H129ZM159 36V35H158ZM178 36V35H177ZM185 36V37H184ZM41 37H43V36H41ZM44 37V38H45ZM52 37L50 36L49 38H51L52 39ZM56 37H57V35H56ZM72 37H74V36H72ZM100 37V36H99ZM98 37V38H99ZM124 37H125V35H124ZM128 37V36H127ZM127 37L125 38V42H126V39H127ZM131 37V36H130ZM140 37H141V35H140ZM194 37H195V39H194ZM8 38V37H7ZM14 38V37H13ZM48 38V37H47ZM46 38V39H47ZM85 38H87V40H85ZM118 38V39H117ZM142 39H143V36L141 37ZM154 38H155V36H154ZM170 37H168V39H169ZM179 38H180V40H179ZM185 39L186 41L184 42V40H182V39ZM189 38V40H188V42L190 43L192 40V43H188L187 42V39ZM191 38V39H190ZM193 38V39H192ZM0 39H1V37H0ZM95 39H96V41H95ZM112 39H113V41H112ZM115 39V40H114ZM200 39V38H199ZM7 40V39H6ZM9 40V39H8ZM40 40H41V38H40ZM70 40H71V38H70ZM73 40H74V38L72 39V42H71V44H70V48L71 47H73L74 48V45H73ZM160 40H161V38H160ZM182 40V41H181ZM191 40V41H190ZM18 41H24L23 40V38H21V40L19 39ZM29 41V40H28ZM37 41V40H36ZM46 41H48V40H46ZM60 41V40H59ZM65 41V43H66V40H64ZM68 42H69V40H67ZM106 41H107V43H106ZM132 41V40H131ZM151 41H152V39H151ZM2 42H1V45H2ZM30 42V41H29ZM54 42H56V44L58 45V47H59V43H57L58 41H55L54 40ZM54 42H52V46H50V44H49V47H50V51L48 52V50H47V48L49 49V47H48V44L47 45H45V46H47V48H45L44 49V52H45V54L44 55H42V57H44V59H41L40 57V59H41V61L43 60H45V58H46V60L44 61V63L43 62H41V61H37V62H32V66H37L36 68L37 69H33L32 71H31V69H29L30 67H29V64L31 63L30 61H33L32 60V56H33V59H34V55H33V53H31L30 55V58H31V60H29V53L31 52V50H30V46L32 47V50H34V48H37L36 47V43L35 42H33V43H35L34 44V48H33V46L31 45V43H32V40H31V43H29L30 44V46L28 45V43H27V39H26V43H27V45H25L26 46V49L25 50H23V52H24V55H23V57L25 56L26 57V59H27V64H26V66L28 65V69L26 68V70H24V73H26L27 72V70L28 71H30V75L29 74H27L29 77L31 76L32 77V75L34 76V78L33 79H35V78H37V79H35L36 80V82L37 83H31V81H30V83H28V84H30V86H28L29 88H30V90H32V89H34V91L36 90V88H40L39 90H41V93H42V91H43V93L41 94L40 93V97H39V99L42 101V102H39V103H41L42 105H44V106H42L43 107V109L45 110V113H47V112H49V110H48V108H51L50 110H51V112H53V114H55L56 113V117H57V115L60 117V115H61V117H68V121H69V119L70 118H72L73 120H76L75 118H74V116L75 117H77V121H76V123L75 124H77V122L78 121H80V119L82 120H84V118H85V116H87V114L88 115H90L91 113H90V111L91 110H93V107H92V109L91 110H89V111H87L86 113H85V107L83 106V104H79V102H83L85 99H87V98H85L84 97V95L85 94H87V93H83V92H81V93H83V95H82V97H81V95H80V98H83V100H81V99H79V101L77 102V104H76V102L75 101H73V97H71V98H69L68 99V97L67 96H65V94L63 93V95H60V92L59 91H61L62 90V87H63V85L64 84H66L67 82H65L66 80L67 81H69V83H67V87H70V86H68V84H70L71 85V83H72V85H73V79H75L77 82H78V79L76 78V77H78L77 75V72L79 71L80 72V74H82V76H83V73L85 74V72L89 75V70L87 71V68H90V69H92V67L91 66H85V63H84V61L82 60V59H84V57L81 55V57L82 58H80V56H78V58L76 57L77 55L75 54V53H78V48L77 47H75V48H77L76 49V51H75V48H74V51H75V53H73V51H72V54H73V58H74V55H75V60H73L74 62L73 63H71V61H69L70 62V64H69V62H68V58L67 57H65V58H67L66 59V61H67V65L69 64V66H70V73H71V76H70V74H69V70H68V66H66L65 64V68L67 69V70H64V71H66L67 72V74H69L68 75V79H70V80H68L67 79V76H66V73H64L63 71H62V69H61V62H63V61H65V59L64 60H60V62H59V65H60V69H61V71H59L58 73H57V71L59 70H56L55 69V71H56V73L54 72V61H55V63L57 62V59L59 60L60 58H58L59 57V54H61L60 56L62 57V55H63V53H57L58 54V56H57V59H55V57H56V55L54 56V54H55V52H53V44H54ZM99 42V41H98ZM111 42H112V45H111ZM128 43H129V41H127ZM166 42V41H165ZM172 42H174L173 41V38H172V41L170 40V42L168 41V43L170 44V43H172ZM186 42L189 44H187L188 46L186 47L185 45H186ZM193 42H194V44H195V46H194V44H193ZM12 43V42H11ZM18 43V42H17ZM114 43V44H113ZM121 43V42H120ZM120 43L119 42H117V44H119L117 47H119V49L124 45V44H122V43H124V41L121 43L122 44V46L120 47ZM132 45H133V42H130ZM129 43V44H130ZM162 43V42H161ZM160 43V44H161ZM4 44H5V41H4ZM8 44V43H7ZM12 44H15V43H12ZM19 45H20V42L18 43ZM56 44H54L55 45V49L57 48L56 46ZM88 44V45H87ZM90 44H91V48H92V46H93V43H92V40H91V42H90ZM98 44H99V46H98ZM107 44V45H106ZM126 45L127 46V48H126V46H125V49H126V52H128V49L130 50V45ZM154 44V43H153ZM163 44H166V43H163ZM192 44H193V47H191L192 46ZM10 45V44H9ZM16 45V44H15ZM23 45V44H22ZM72 45V46H71ZM109 45V46H108ZM134 45L136 46H138V49H140L139 48V44L137 43H134ZM157 45V44H156ZM176 45V44H175ZM6 46V45H5ZM21 46V45H20ZM18 47V48H16V50L18 49L19 51H21V49H23V47H24V45L22 46V47ZM45 46H43V48L45 47ZM60 46H62V43H60ZM109 48H108V47ZM170 47H169V49H171V45H169ZM174 46V45H173ZM52 47V48H51ZM66 47H67V43H66ZM83 47V46H82ZM124 47V46H123ZM123 47H122V49H123ZM134 47V46H133ZM157 47H158V45H157ZM161 47V46H160ZM176 47V48H177ZM8 49L9 50V46L7 45L6 47H5V49ZM12 48V47H11ZM70 48H68L67 47V50H66V48H65V50H66V52L68 53V51H69V53L71 54V49ZM73 48H72V50H73ZM84 48V47H83ZM86 48V47H85ZM89 48H90V46H89ZM93 48V49H94ZM108 48V49H107ZM116 48V47H115ZM142 48H144L143 46H142ZM155 48H156V46H155ZM178 48H177V50H178ZM181 48H180V50H181ZM2 49H4V48H2ZM27 49H29V53L26 51ZM39 49H41L40 48V46H39V48H38V51H39ZM60 49H62V48H60ZM63 49H64V47H63ZM63 49H62V51H63ZM70 49V50H69ZM85 50V53L86 54H88V51H90V49L89 50ZM92 49V50H93ZM106 49V50H105ZM124 49V50H125ZM133 48H131V50H132ZM136 49H137V47H136ZM152 48H150V50H151ZM160 49V48H159ZM159 49H158V51H159ZM164 49V47L162 48L161 47V51ZM169 49H168V51H169ZM7 50V51H8ZM18 50H17V52H18ZM65 50H64V54H66L65 53ZM83 50V49H82ZM91 50V51H92ZM112 50V49H111ZM143 50V49H142ZM165 50H166V48H165ZM179 50V51H180ZM183 50H186V52L185 51H183ZM27 53H26V52ZM41 51V50H40ZM57 51V50H56ZM99 51V52H98ZM115 51H117V49H115ZM138 51V50H137ZM171 51L173 52V50L171 49ZM9 52H10V50H9ZM11 52L13 53V52H15L16 53V51L15 50H11ZM33 52V51H32ZM51 52H53V54L51 53ZM59 52V51H58ZM80 52H81V50H80ZM80 52H79V55H80ZM120 52V51H119ZM141 52V51H140ZM143 52H145V56H146V53L148 54V50L147 51H144L143 50ZM151 52V51H150ZM170 52V51H169ZM173 52V53H174ZM189 52V51H188ZM12 53H7L9 56L10 55H12ZM14 53V54H15ZM20 53V52H19ZM19 53L17 54V56H20L21 54H22V51H21V54L19 55ZM25 53L27 54V55H25ZM47 53V54H46ZM49 53H51V55L49 56ZM69 53L68 54H66L67 56H69L70 57V55H69ZM84 53V52H83ZM92 53H93V51H92ZM107 53V52H106ZM109 53H110V51H109ZM112 53V52H111ZM110 53V54H111ZM125 53V52H124ZM124 53L122 54V52H121V55H124ZM129 53V52H128ZM133 53V52H132ZM135 53H137L136 52V50H135ZM163 53H164V51H163ZM167 53V51L164 53V54H166ZM174 53V54H175ZM217 53H219V55L220 56H222V58L220 59V58H218V54ZM13 54V55H14ZM35 54V57H36V55H37V57H38V54H37V49H36V52L34 53ZM39 54H40V52H39ZM42 54H43V50H42ZM71 54V55H72ZM114 54V53H113ZM137 54H139V52L137 53ZM170 54H171V56L170 57H172L173 55H172V53L170 52ZM169 54V55H170ZM181 54V53H180ZM192 54V55H191ZM3 55H4V51H3ZM93 54H89V57H90V59H89V61L91 60V57H92V59L94 58L93 56H92ZM131 55V54H130ZM135 55V54H134ZM152 55V54H151ZM169 55H167V56H169ZM7 56V55H6ZM5 56V57H6ZM41 56V55H40ZM95 56V55H94ZM102 56H101V58L100 57H98V58H96V60H98L99 58L100 59H102V60H100L101 62V64L102 65H104V66H102L103 68H105V64H104V62L106 63V59H107V55L105 54V58L103 57L102 58ZM111 56H113V55H111ZM117 56V55H116ZM126 56H127V58L124 56V58H122V59H126L127 60V62H128V60L131 58L130 56H129V54L127 55L126 54ZM131 56H133V55H131ZM188 56V55H187ZM4 57V58H5ZM36 57V58H37ZM114 58H115V54H114V56H113ZM118 57L120 58V55H118ZM123 57V56H122ZM141 57V58H140ZM140 57H138V58H140V59H138L139 60V62H137V63H143V62H145V59H147V58H145L144 59V61L142 60L141 61V59L143 58V54H142V56L140 55ZM148 58H149V54H148V56H147ZM154 57V59H157L156 58V56H153ZM153 57L151 58L150 57V59L151 60H153ZM166 57V56H165ZM165 57H161L160 56V58H163V60H164V58ZM18 58V57H17ZM22 58V56H20V58H19V61L21 62L22 61V63H23V61L25 62L26 61V59L25 58H23V60H20ZM53 58H54V60H53ZM73 58H71V59H73ZM79 58L81 59V60H79ZM109 58V57H108ZM136 59H137V57H135ZM135 58H133V59H135ZM192 58V59H191ZM1 59V58H0ZM14 59V58H13ZM38 59V58H37ZM47 59H48V61H47ZM95 59V58H94ZM91 60L92 62H93V64H91V62H90V64L94 67V61L95 60ZM170 59V58H169ZM174 59V58H173ZM179 59H177V57H176V59H175V61H176V69H178V70H176V69H174L173 68V70H175L176 71V73H175V75H176V79H177V72L179 71V69H180V71H181V69L182 68H179L180 66L181 67H183L184 66V68H185V66H186V70L188 69L187 68V65H186V63H184L183 62V64H179ZM182 59H181V61H182ZM4 60V59H3ZM15 60V59H14ZM35 60V59H34ZM39 60V59H38ZM69 60H70V58H69ZM79 60V61H78ZM114 59L112 58L111 60L109 59V61H110V63L108 64V65H113L112 64V62H114L113 61ZM118 60V59H117ZM116 60V61H117ZM148 60V59H147ZM183 60H185L186 61V56L184 57V59ZM15 61H17V60H15ZM81 61H82V63H81ZM87 61V64H88V55H87V57H85V62ZM124 61V60H123ZM158 61V60H157ZM161 61H162V59H161ZM166 61L167 60H165V63H166ZM169 61V60H168ZM167 61V62H168ZM171 61V60H170ZM10 62V61H9ZM28 62H29V64H28ZM75 62H77V64H76V66H74L73 67V65H75ZM119 62H120V60H119ZM126 62V63H127ZM150 62V60L147 62V64ZM154 62V61H153ZM153 62H152V64H153ZM173 62V65H175V62L174 61H171V63ZM26 63V62H25ZM49 63H51V66L49 67ZM95 63H96V61H95ZM115 63V62H114ZM120 63H122L123 64V62L121 61ZM132 63V62H131ZM133 63H135L134 61H133ZM164 63V61L163 62H160V64H163ZM163 64L164 66L166 65V64ZM177 63H178V68H177ZM6 64H8V63H6ZM19 64H21V63H19ZM43 64H45V65H43ZM47 64H48V66H47ZM84 64V65H83ZM128 64H129V62H128ZM145 64V63H144ZM156 64H157V68H159L160 69V67H161V65L160 66H158V63L156 62ZM155 64V65H156ZM185 64V65H184ZM193 64H195L194 65V67H193ZM233 64H236V66L237 67H234L233 66ZM24 65V64H23ZM22 65V67L20 66V68H21V70L22 69H24V66ZM56 65H58V63L56 64ZM71 65H72V68H73V70H74V73H72V69H71ZM89 65V64H88ZM98 65V64H97ZM96 65V66H97ZM132 65V67H134L133 65L134 64H131ZM130 65V66H131ZM150 65V64H149ZM197 65V66H196ZM18 66V65H17ZM95 66V67H96ZM99 66V65H98ZM107 66V65H106ZM114 66H115V64H114ZM129 66V65H128ZM137 66V65H136ZM144 66V65H143ZM167 66H168V64H167ZM214 66H215V68H214ZM233 66V67H232ZM47 67V69H49V70H51L53 73H51V71H49V70H47V69H45ZM49 67V68H48ZM86 67V68H85ZM101 67V66H100ZM111 67V66H110ZM121 67V66H120ZM123 67V66H122ZM138 67V69L140 70V69H142V67L141 66H137ZM145 67H146V65H145ZM153 67H155L154 66V64H153ZM170 69H172V66H168ZM199 67H200V69H199ZM216 67H218V70H216ZM238 67H239V69H240V72H238ZM53 68V69H52ZM56 68V67H55ZM62 68L64 69V67L62 66ZM98 68V67H97ZM97 68H96V70H97ZM125 68V67H124ZM131 68V67H130ZM150 68H152V65H151V67ZM156 68V67H155ZM169 68H166V66H165V69L166 70H168ZM219 68H220V70H219ZM221 68H222V70H221ZM79 69V70H78ZM135 68H133L132 70H134ZM144 69V71L146 70L145 68H143ZM210 69H212V71H214V72H216L217 73V76H215V73H213V78H212V73H210L211 74V76L209 75V78H208V75H207V73L205 74V70L206 71H208V73H209V71H210ZM4 70H5V72H6V74H8L9 72H10V75H11V68L9 69V72H8V69H7V67L6 68H4ZM13 70V69H12ZM17 70V69H16ZM19 70V69H18ZM20 70V71H21ZM85 70V71H84ZM93 70V69H92ZM92 70H90V73L92 72ZM99 70H100V73H102V71H101V69L99 68ZM107 70H109V73H110V70H111V73H112V69L111 68H107ZM106 70V68H105V71H104V76L106 75V73L108 74V71ZM119 70V69H118ZM118 70H117V72H116V70L114 71L115 72V74H117L118 73ZM130 70V69H129ZM161 70L164 72V74H166V72L164 71V67L162 66V68H161ZM173 70H171V72H173ZM183 71H179L178 72V77L179 76H181V78H179L178 80H179V83H178V88L177 87H175V88H177L176 90H178V91H181L180 89H181V87H179V84H180V80L183 78V80H182V83H181V85L180 86H182V84L183 83H186V81H188V79H189V81L190 80H192V79H194V75L195 74H193V78L191 79L190 77H191V75H192V72L191 73H189L188 74V72H187V74L190 76L188 79L186 78V81L185 82H183L185 79V76H188V75H186L185 73L186 72H184V71H186L185 69H182ZM241 70H243V72L241 73ZM1 71V70H0ZM3 71V70H2ZM75 71H76V73H75ZM154 71V70H153ZM153 71H151V73H148L147 74V72H145L146 73V75H145V73H144V75L146 76V80H147V76L149 75H151L152 74V72ZM155 71H156V69H155ZM218 71V72H217ZM249 72L248 74H246L247 72ZM63 72V73H62ZM106 72V73H105ZM122 74H123V69H122ZM142 72V71H141ZM140 72V73H141ZM150 72V71H149ZM170 72V73H171ZM14 73H15V70H14ZM18 73V75H19V72H17ZM21 73V72H20ZM27 73H29V72H27ZM94 73V72H93ZM124 73H126V70H125V72ZM130 73V72H129ZM160 73V72H159ZM158 73V74H159ZM181 73V74H180ZM196 73V72H195ZM218 73H219V75H218ZM225 75H224V74ZM237 73V75L235 76V74ZM241 73V74H240ZM255 75H254V74ZM65 74V75H64ZM72 74H73V76H72ZM132 74V73H131ZM164 74H163V79L161 78V75L159 74V75H157V77H158V80H160V83L162 84L161 86H163V89L165 88V87H167L166 85L168 84H170V80H171V82H174L173 83V87H174V85L176 84V86H177V82H178V80H172V79H170L169 80V83H168V76H166V78H167V83H166V81H165V79H164ZM197 74V73H196ZM223 74V75H222ZM241 76H240V75ZM245 74H246V76H245ZM3 75V74H2ZM9 75V76H10ZM12 75H13V72H12ZM12 75H11V77H12ZM16 75V74H15ZM15 75H14V78H15ZM18 75L16 76V78H18V80L19 79H21V78H19L18 77ZM23 75V74H22ZM42 75V76H41ZM88 75H86L85 76V79L87 78V76ZM92 75V74H91ZM100 75V74H99ZM119 76H118V78H119V81L121 82V84H122V81H123V83L125 82L120 76H122L121 74H118ZM127 75H128V73H127ZM133 75V74H132ZM132 75L131 76H129V77H132ZM168 75V74H167ZM173 75V79H174V73L172 74ZM204 75H206L205 77H204ZM232 75H229V78H230V76L232 77ZM239 75V76H238ZM244 75V76H243ZM253 75L255 76V78H256V81H255V83H257V81H258V83L255 85L254 84V80H255V78H254V80H253ZM8 76V75H7ZM20 76V75H19ZM45 76V77H44ZM50 76H54V79H51L52 77H50ZM82 76H79L80 78L82 77ZM93 76V75H92ZM133 76H135V79H136V77H137V75H133ZM145 76H144V78H145ZM156 76V75H155ZM223 78V79H221V77ZM223 76H225V77H223ZM11 77H9V79L11 78ZM28 77V78H29ZM44 77V78H43ZM50 77V78H49ZM73 77V79H71ZM84 77V76H83ZM103 77V76H102ZM114 77L115 78H117V75H114ZM140 77H142V75L140 76ZM139 77V78H140ZM157 77H155V78H157ZM240 77V78H239ZM13 78V77H12ZM13 78V79H14ZM24 78V77H23ZM38 78H39V80H38ZM88 78H92L91 76H89ZM94 78V77H93ZM106 78H108V86H109V84H110V82H111V86H109L110 87V89L109 88H107L108 90L107 91H112V89H114L115 90V88H112L113 87V84H114V80H115V78H114V80H113V78H112V74H111V78H110V74H109V76L108 75H106ZM121 78V79H120ZM127 77H125L124 76V79H126ZM143 78V79H144ZM153 78H154V76H153ZM239 78V79H238ZM25 79V78H24ZM65 79V80H64ZM128 79V78H127ZM133 77H132V80L134 81L135 80ZM142 79V78H141ZM162 79V80H161ZM252 79V80H251ZM22 80V79H21ZM26 80L27 79H25V84L23 83V81H22V84H24L22 87H20V90H19V88H18V90L19 91H21V88H23V90H24V88H26L27 86H26V84H27V82H28V80H27V82H26ZM42 80H45V81H42ZM47 80V81H46ZM64 80V81H63ZM105 80V81H106ZM112 80H113V82H112ZM131 80V81H132ZM195 80V79H194ZM193 80V81H194ZM196 80H197V77H196ZM242 80V79H241ZM250 82H249V81ZM9 81V80H8ZM7 81V82H8ZM15 81H17V79L16 80H11V82L9 81L8 82V84H10V86L12 85V82H14V84L13 85H16L17 84V82L15 83ZM20 81V80H19ZM55 81H56V83H55ZM57 81H60V86H61V89L59 90V89H57L58 90V92L55 90V88L56 87H58L59 85H58V83H57ZM62 81V82H61ZM73 81V82H72ZM75 81V82H76ZM118 81V82H119ZM128 81H129V79H128ZM130 81V82H131ZM145 81V80H144ZM148 82H149V77H148V80H147ZM155 80H153V82H154ZM177 81V82H176ZM253 81V82H252ZM42 82H44V87H42ZM48 82H49V84H48ZM50 82H52V84L53 85H51L50 84ZM81 82V81H80ZM116 82H117V80H115V87H116ZM129 82V83H130ZM163 82V83H162ZM197 82V81H196ZM198 82H199V80H198ZM204 82V81H203ZM223 82H222V84H223ZM231 82V81H230ZM21 83V82H20ZM20 83H19V85H20ZM46 83H47V88H45V85H46ZM106 83V82H105ZM139 83L141 84V82L139 81ZM145 83V82H144ZM156 83V85H157V83H158V81L156 82H154V84ZM160 83L158 84V85H160ZM200 83V82H199ZM198 83V84H199ZM235 83H236V81L234 82V83H232L231 82V84L233 85V86H231V84H230V86H229V84L228 83H226V82H224V85H225V87H224V85H222L221 84V90H220V88H219V91L221 92V91H229L230 89H231V91H232V89H234V85H235ZM77 84V83H76ZM93 85H94V82L92 83ZM107 84V83H106ZM134 84H136V86H133L132 84L131 85H129L128 84V86H132L133 88H134V91H132V93H131V95H133V97H132V100H133V102H131V99H129V102L131 103V105H133V103H134V107H135V103H136V105H139L140 104V106H141V104H142V98H143V92H144V90H145V87H144V85H143V87L144 88H142V91H141V88L139 89V88H137L136 90H135V87H137V83L136 82H134ZM172 84V83H171ZM171 84H170V87H168V88H165L164 89V91L166 92V89H167V91H168V89H169V91L171 90ZM190 85L192 84V82L190 81V83H189ZM189 84H187L188 86H189ZM195 84V83H194ZM218 84H219V82H218ZM246 84V83H245ZM253 84V85H252ZM3 85V83L1 84V86ZM51 85V86H50ZM72 85H71V87H72ZM75 85V84H74ZM81 85V84H80ZM199 85H201V84H199ZM248 85V86H249ZM9 86V85H8ZM34 86V87H33ZM41 86V87H40ZM49 86V87H48ZM59 86V87H60ZM66 86V85H65ZM76 86V85H75ZM75 86H74V88H75ZM118 86V85H117ZM120 86L121 85H119V89H121L120 88ZM145 86H146V84H145ZM192 86H193V84H192ZM206 87L205 88H203V83H202V89H203V91L204 92H208V94H207V97H210V96H208L209 95V92H211L210 94H212V96H213V94H214V91L213 90H211L210 88H209V91H208V88H207V85H205ZM220 86V85H219ZM240 86V85H239ZM239 86L237 87V85H236V89L238 88L239 89ZM243 86V85H242ZM263 87H261V89L263 88L264 89V84L262 85ZM5 87V86H4ZM19 87V86H18ZM53 87H54V89H53ZM70 87V88H71ZM147 87V86H146ZM149 87V86H148ZM152 87V86H151ZM150 87V88H151ZM155 87H160V86H155ZM183 87V86H182ZM184 87H185V93H186V99L185 100H183V98L181 97V100H180V102H178L177 103V105L179 106V104H180V106L181 105H183V103H184V105H183V109H184V111H185V108L187 109V108H189V107H187V105L188 104H190V103H193V105L194 104H197L198 103V107H199V109H200V107H201V110H202V108H203V110H204V112H205V110H208V106H209V104L208 105H206L207 103H204V101L202 102L203 104H205L204 106H203V104L200 102V100H201V96H199L200 98H199V101H198V96H197V99H196V101H195V98L194 97H192V96H190L191 97V99H190V97H188L187 98V94H188V90H186L187 89V87H186V84L184 85ZM198 88V92L200 91V89H199V87L197 86V85H194V87H191L192 88V91H193V89H195V88ZM209 87V86H208ZM214 87V89H217V88H215ZM241 87V86H240ZM244 87V86H243ZM14 88H15V90H14ZM14 88L13 89H9L10 91H15L17 94H19L18 93V90H17V86L15 87L14 86ZM73 88V87H72ZM78 88H79V86H78ZM161 88V87H160ZM174 88V89H175ZM189 88H190V86H189ZM191 88H190V90H191ZM225 88H226V90H225ZM230 88V89H229ZM48 89V91L46 92V90ZM80 90L81 89H83V88H79ZM79 89H78V91H77V93H78V96H79ZM86 89V88H85ZM93 89H95V87L93 88ZM147 89V88H146ZM156 90H157V88H155ZM162 89V88H161ZM162 89V90H163ZM206 89H207V91H206ZM229 89V90H228ZM258 89H259V93H258ZM260 88H257V91H255V92H252L251 90H253V89H249L248 91L247 90H242L240 93L241 94H245L246 96H244V95H241V98L244 96V98H246V104H247V106L245 105V103L243 104V106L245 107V108H247V107H249L251 110H252V117H251V119L248 117V116H250V112H248L247 113V120L245 121L244 119L246 118V110L244 111V113H245V115H243L244 113L242 112L241 114H242V120L239 118V116L240 115H237V113H239L238 111H237V109L236 108H234V106L233 105H231V109H229L228 108V106H227V108H226V111H225V108H223L224 109V111H225V113L226 114H228V113H230L231 115H233V117H235V119L233 118V119H228V120H226V118H225V116H224V114H223V112L221 111V110H218L217 109V106H212V101L214 100V98H213V100H211V99H209V100H211V105H210V107H209V110H210V113L208 112V115L209 114H211L212 113V108H213V113H215V115L213 116V113L211 114V116L209 115V117H207V113H205L206 114V118H205V115H203V116H201L200 115V111H199V114H197V115H199V117H201L203 120H204V118H205V120L208 118V121L210 122V123H208V127L209 128H207V130L209 129V131L206 133V131H205V129H204V133H201V132H197V133H194V132H192V134L189 132V131H186L188 134L190 133L191 134V140L194 142V147H195V150L193 149V147H191L192 148V150H194L195 151V153H196V156H195V158H196V160L195 161H198V164L200 165H202L203 164V166H205L207 169L208 168H210L211 170H212V167H213V163L215 162V161H217V159L218 158H220V157H222V158H224L223 160V163H224V165H225V167L226 168H228L229 166H234V161H236V160H234V161H232V159H233V156H231L232 157V159H230V161H229V159H227V157L226 156H228V155H226V152L227 151H230V149H227L228 148V141H230V140H234L233 142H235L236 143V140H237V143L240 141V142H242L243 141V139H244V141H247L248 139H249V141H248V143H249V145L250 146H252V144H255L254 142L256 141V140H259V142L261 141V143L260 144H264V142H263V140H264V132H263V129H264V90L262 91ZM2 90V89H1ZM0 90V91H1ZM22 90V91H23ZM102 90V89H101ZM127 90H129V89H127ZM127 90H126V92H127ZM162 90H160V91H156V94L158 93H160ZM241 90V89H240ZM25 91V90H24ZM37 91L38 90H36V93H37ZM51 91H52V93H51ZM76 91V90H75ZM90 91H91V93H90ZM90 91H88L89 93H90V97H91V94L92 95H95L96 96V99H97V95H98V97H99V92L97 93V95L96 94H94V92H96V91H98V89H95V91H92V90H90ZM99 91H100V89H99ZM192 91H191V93H192ZM212 91H213V93H212ZM234 91V90H233ZM250 91V92H249ZM262 91V92H261ZM40 91H38V93H39ZM114 92V91H113ZM117 92H119V90L117 91ZM130 92V91H129ZM133 92H134V94H133ZM177 92V91H176ZM190 92V91H189ZM195 92V91H194ZM194 92H193V95H194ZM197 91L195 92V93H198ZM227 92H226V94H227ZM247 92V93H246ZM4 93V92H3ZM7 93V92H6ZM115 93V92H114ZM120 93H121V90H120ZM128 93V92H127ZM145 93V92H144ZM174 93H175V90H174ZM173 93V94H174ZM179 93V92H178ZM182 93H183V91H182ZM182 93L180 94V95H182ZM218 93V92H217ZM229 93V92H228ZM239 93V94H240ZM1 94V93H0ZM8 94H9V92H8ZM45 94V95H44ZM61 94H62V92H61ZM117 94V93H116ZM153 94V93H152ZM161 94V95H160ZM158 96L159 97H161V99L163 100V97L164 96H166V94L168 95L169 94V92L167 93H160ZM171 94V93H170ZM200 94H202V93H200ZM235 94V93H234ZM258 95V97H259V94L261 95L262 94V96H263V99L261 100H257L256 98H253V96L252 95ZM38 95V94H37ZM89 95V94H88ZM110 95H111V92H110ZM115 95V94H114ZM120 95H123V94H120ZM197 95V94H196ZM228 95H230V97H231V93L230 94H228ZM23 96L25 97V100H26V98H27V105H28V102L30 101H32V100H29V94H27V95H25V94H23ZM73 96H75V97H78V96H76V93H75V95H74V93H73ZM109 96V95H108ZM112 96V95H111ZM116 96V95H115ZM117 96H119V94H117ZM157 96V97H158ZM219 96H220V94H219ZM234 96V95H233ZM252 96V97H251ZM262 96L260 97V98H262ZM5 97V96H4ZM18 97L19 96H16V101H19L18 100ZM90 97H89V99L87 100L88 102H90L89 100H91L92 101V99H90ZM175 97V96H174ZM196 97V96H195ZM206 97V94H205V96H203L202 97V100H203V98H205ZM227 97V96H226ZM248 97V98H247ZM22 98V97H21ZM79 98V97H78ZM94 98V100L93 101H95V97H93ZM105 99V93H103V95H102V97H100V100L99 99H97V102H96V104L94 103V109H96L95 111H96V114H97V111L99 110L98 109V106H97V103H98V105H99V103H101V100L102 99ZM108 98V97H107ZM111 98V97H110ZM109 98V100L108 101H105L104 103H108V104H110V100L111 99H113V98H111L110 99ZM114 98H116V97H114ZM211 98V97H210ZM221 98H222V96H221ZM19 99H20V97H19ZM117 99H119L118 97H117ZM116 99V100H117ZM160 99V98H159ZM160 99V100H161ZM171 100H173L172 98H170ZM176 99V98H175ZM180 99V98H179ZM178 99V100H179ZM193 99H194V101H193ZM228 99H230L229 100V103L231 104L232 102H233V100H232V98H228ZM238 99V98H237ZM22 100V99H21ZM24 100V99H23ZM81 100V101H80ZM115 100V99H114ZM123 100V99H122ZM145 100V99H144ZM206 100V99H205ZM232 100V101H231ZM235 100H236V98H235ZM238 100H240V99H238ZM238 100H237V108H238V106H240L241 105V103L242 102H240V104H238ZM77 101V100H76ZM86 101V102H87ZM124 101V100H123ZM140 101H141V103H140ZM147 101V100H146ZM145 101V102H146ZM164 101H166V98L164 99ZM186 101H188L187 103H186ZM193 101V102H192ZM215 101V100H214ZM224 101H225V104L227 105V99L225 100L224 99ZM19 102H21V101H19ZM36 102H38L37 100H36ZM102 102H103V100H102ZM111 102H112V100H111ZM120 103L121 101H117L116 103ZM167 103L169 102V101H166ZM196 102V103H195ZM205 102H208V100L207 101H205ZM244 102V101H243ZM26 103V102H25ZM39 103H38V105H37V107L39 108ZM91 103V102H90ZM89 103V104H90ZM103 103V104H104ZM107 103H106V107H107ZM115 103V102H114ZM123 104H124V102H122ZM147 103V102H146ZM175 103H176V101H175ZM186 103V104H185ZM209 103V102H208ZM219 103H221V101L219 102ZM228 103V104H229ZM6 104V103H5ZM15 104H16V106H15ZM15 104H13L14 105V107H20L21 105L20 104H18V102L17 103H15ZM18 104V105H17ZM24 104V103H23ZM32 104V103H31ZM30 104V105H31ZM89 104H88V107H89ZM144 105H148V103L147 104H145V103H143ZM11 105H12V103H11ZM12 105V106H13ZM80 105H81V107H80ZM91 105H93V103L91 104ZM164 105V104H163ZM168 105V104H167ZM176 105V106H177ZM214 105V104H213ZM249 105V106H248ZM3 106V105H2ZM23 106V105H22ZM22 106H21V108H22ZM41 106V105H40ZM102 106V105H101ZM112 106V105H111ZM170 106V105H169ZM169 106H168V108H169ZM189 106V105H188ZM223 107L225 106L224 105V102H223V105H222ZM230 106V105H229ZM233 106V107H232ZM243 106L241 107V108H243ZM24 107L26 108L27 106H25V104H24ZM36 106H34L33 108H35ZM46 107H47V110H46ZM95 107H97V108H95ZM100 107V106H99ZM196 107H197V105H196ZM197 107V108H198ZM204 107H205V109H204ZM11 108V107H10ZM52 108H53V110L54 111H52ZM102 108V107H101ZM113 108V107H112ZM125 108H127V107H125ZM130 108H131V106H130ZM142 108V110L144 109L143 107H141ZM140 108V109H141ZM147 108H149V105L147 106ZM181 108V107H180ZM191 108V107H190ZM207 108V109H206ZM214 108L216 109V111L214 110ZM232 108H234V110L236 109V111H233V109ZM241 108L239 107L238 108V110L240 111L241 110ZM249 108H248V110H249ZM7 109V108H6ZM5 109V110H6ZM102 109H104V108H102ZM106 109V108H105ZM138 109V108H137ZM146 109V108H145ZM220 109V108H219ZM18 111H19V109H17ZM109 110V109H108ZM123 110V109H122ZM133 110H134V108H133ZM147 110V109H146ZM150 110H151V108H150ZM149 110V111H150ZM171 110V109H170ZM169 110V111H170ZM180 111H179V113H177L176 114V116L178 115V117H181V116H179V114H180V112H181V109H179ZM232 110V111H231ZM7 111V110H6ZM24 111V110H23ZM23 111H22V113H23ZM40 111H41V109H40ZM47 111V112H46ZM82 111H83V113H82ZM105 111H107V109L105 110ZM104 111V112H105ZM114 111V110H113ZM121 111V110H120ZM136 111V110H135ZM149 111H146V112H149ZM166 111V110H165ZM183 111V110H182ZM187 111V110H186ZM189 111V110H188ZM188 111H187V114H188ZM195 111V110H194ZM231 111V112H230ZM21 112V111H20ZM58 112V113H57ZM94 112V111H93ZM100 112H101V109H100ZM143 112V111H142ZM171 112H172V110H171ZM192 112V111H191ZM196 112V111H195ZM202 112V111H201ZM218 112V113H217ZM221 112H222V114H221ZM235 112H236V115H235ZM26 113V112H25ZM33 113H36V116L37 115H39V116H41V118H42V115L41 114H37V111H34ZM38 113H40V112H38ZM45 113H44V111H43V118L45 117ZM59 113H61V114H59ZM64 114V116H63V114ZM165 113V112H164ZM169 113V112H168ZM167 113V111H166V113L165 114H168ZM182 113V112H181ZM197 113V112H196ZM233 113V114H232ZM5 114V113H4ZM9 114H10V112H9ZM48 114V113H47ZM46 114V115H47ZM65 114H68V116H65ZM69 114H70V118H69ZM72 114V115H71ZM85 114V115H84ZM96 114H95V117H96ZM108 114V113H107ZM170 114V113H169ZM183 114V113H182ZM186 113H184L183 114V116L185 115ZM204 114V113H203ZM220 115V117L218 116V115ZM240 114V113H239ZM52 115V114H51ZM83 115V117L84 118H81V116ZM102 115V114H101ZM134 115V114H133ZM135 115H138V114H135ZM140 115V114H139ZM171 115H174V113L172 114L171 113ZM192 115V114H191ZM195 115V114H194ZM32 116H34V114L32 115ZM94 115H91V118L90 119H92V117H93ZM98 116L100 117V115H99V113H98ZM108 116H109V114H108ZM156 116L157 117H159L158 116V114H156ZM185 116H187V115H185ZM184 116V117H185ZM188 116H190V115H188ZM245 116V118H243ZM253 116H254V118H253ZM51 117L52 116H50V119H51ZM55 117V118H56ZM88 117V116H87ZM102 117H103V115H102ZM135 117V116H134ZM195 117V116H194ZM198 117V118H199ZM213 117V118H212ZM221 117H222V120H221ZM238 117V118H237ZM35 118V120H36V122H37V119H36V117H34ZM34 118H33V120H34ZM46 118H49V115H47V117ZM53 118H54V116H53ZM104 118H105V116H104ZM185 118H188V117H185ZM212 118V119H211ZM228 118V117H227ZM237 118V119H236ZM252 118H253V120H254V124H256V123H258V124H256V125H253V120H252ZM7 119V118H6ZM57 119H58V117H57ZM62 119V118H61ZM93 119H94V117H93ZM106 119H108V117L106 118ZM105 119V120H106ZM153 119H155V118H153ZM181 119H182V117H181ZM215 119H217V120H215ZM256 119H257V121H256ZM3 120V119H2ZM53 120V122H51V125L52 124H54V120L55 119H52ZM97 120H98V118L96 117L95 119H94V123H92L93 121H91V123L89 124V125H91L92 126V129H94V125L95 124H97V123H99V127H101V125H100V122L101 121H103V120H101V121H99L98 120V122H97ZM104 120V121H105ZM116 120V119H115ZM156 121H158L157 119H155ZM183 120V119H182ZM190 120H193V118L192 119H190ZM215 122V124H214V122ZM240 120V121H239ZM248 120H249V122H250V124H248L249 122H248ZM68 121H66V122H68ZM71 121V125L73 126V121L72 120H70ZM89 121V120H88ZM104 121H103V123H104ZM184 121H185V119H184ZM223 121V123H222V125H220V123ZM43 122L45 123V121L43 120ZM43 122H41V126H43L42 124H44ZM55 122H57V124H59V122L60 121H55ZM81 122L82 121H80L79 122V125H81ZM106 122V121H105ZM116 122V121H115ZM155 122V121H154ZM191 122V121H190ZM196 122V121H195ZM242 122V126H241V123ZM245 122V123H244ZM4 123V122H3ZM50 123V122H49ZM61 123V122H60ZM102 123V122H101ZM102 123V124H103ZM111 123V122H110ZM182 123V122H181ZM188 123V122H187ZM243 123H244V125H243ZM252 123V124H251ZM11 124V123H10ZM56 124V126L55 127H57V129L55 128V130H54V132H52V129H54V128H52V126H51V134L52 135H50V136H48L47 138H46V135L47 134H45L44 136L42 135V134H39V135H37L36 133V138L38 137V139H39V137H40V139H41V143H42V146H43V140L45 141V139L46 140H48V138L49 139H53V141H55V144H56V147H54V148H52L53 150H52V154H51V156L52 157H49L50 159H47V161L48 162H46V164L47 163H49V161H51V162H53V161H57V159L59 160V161H64V159H65V161H66V159H67V161H71L72 159H73V161H74V163L73 164H75V162H76V164H78L79 163V161H80V156H81V161H80V164H78L79 165V168H78V165H76V166H74V167H77V171L76 172H74V174H77V172L79 173V172H81V171H79V169L81 170V168H82V171L83 170H85V169H88L87 167V164L88 165H90L89 163V161L86 163V161L85 160H82V158L83 159H85V153H87L88 151H90L88 148L87 149H85L87 146L84 144V141H85V137H84V141H83V139H80V136H79V138H77L76 136H78L79 135V133L80 132H78V130L76 131V133H78L77 135H76V133H74V132H72V134H70L69 132V134H70V140H65V137H64V135L62 136V132H60V130H59V128L58 127H64V125H69V124H65V121L64 122H62V125L61 124H59V125H61V126H59V125H57ZM64 124V125H63ZM114 122H113V126L111 125V126H108V128L111 130V132H112V130H113V127L115 128V126H116V124H115V126H114ZM178 124V123H177ZM214 126H213V125ZM216 124H217V127H215L216 126ZM35 125V124H34ZM33 125V126H34ZM37 125V124H36ZM40 125V121H39V124H38V126ZM78 125V126H79ZM98 125V124H97ZM104 125H106V123H104ZM104 125L101 127V129L103 130L104 129ZM156 125V124H155ZM180 125V124H179ZM183 125H184V122H183ZM191 125V124H190ZM205 125V124H204ZM211 125V126H210ZM248 125V126H247ZM7 126V125H6ZM8 126H9V122H8ZM15 126V125H14ZM40 126V127H41ZM74 126H76L77 127V125H74ZM91 126H90V128H91ZM122 126V125H121ZM120 126V128L122 129L123 128V126L121 127ZM219 126V127H218ZM245 126H247L246 127V129H244L243 127H245ZM50 127V126H49ZM68 127V126H67ZM70 127V126H69ZM75 127V128H76ZM157 127V126H156ZM156 127H155V129L154 130H158V128L156 129ZM198 127V126H197ZM28 128V127H27ZM30 128V127H29ZM28 128V129H29ZM47 128V127H46ZM78 128V127H77ZM80 128V127H79ZM97 128H98V126H97ZM105 128H107V126H105ZM119 128V130L121 131V129ZM193 129H195L196 128V126L195 127H192ZM191 128V129H192ZM16 129H17V127H16ZM33 128H31V129H29L30 131L32 130ZM42 129V128H41ZM95 129H96V127H95ZM125 129V128H124ZM166 129L168 130L169 128H167L166 127ZM175 129V128H174ZM174 129H172V133H173V130ZM183 130H184V128H182ZM190 130V128H187V130ZM198 129V128H197ZM203 129V128H202ZM261 129H262V131H261ZM9 130V129H8ZM15 130V129H14ZM19 130V129H18ZM34 130V129H33ZM32 130V131H33ZM56 130H59V133L58 132H56ZM62 130V129H61ZM64 130H65V127H64ZM99 130H100V128H99ZM125 130H129L128 129V127L125 129ZM151 130H153V127L151 128ZM177 130L179 131V129L177 128ZM182 130V131H183ZM4 131H6V129L4 130ZM24 131V130H23ZM36 131V130H35ZM48 131V130H47ZM47 131H45V132H47ZM71 131H73V130H71ZM80 131V130H79ZM85 131V130H84ZM89 131V130H88ZM96 131H98V130H96ZM95 131V132H96ZM105 131H108V129H104V132ZM122 131L124 132V134L126 133V131H124L123 129H122ZM170 131V130H169ZM39 133H40V131H38ZM37 132V133H38ZM82 132V131H81ZM110 132V133H111ZM123 132H121V134L123 133ZM155 131H153V133H154ZM175 132H176V130H175ZM15 133V132H14ZM14 133H13V135H14ZM30 132H28V133H26V134H29ZM41 133H43L44 134V131H42ZM66 133H67V129L65 130V136H67V135H69V134H67L66 135ZM93 133V132H92ZM194 133V134H193ZM21 134H22V132L19 134V136L18 137H16V136H13V137H11L10 139L12 140L13 138H16V140H17V142H18V140L20 139V137H21ZM32 134H33V132H32ZM32 134H30V135H32ZM35 134H33V138H34V135ZM80 134H82V133H80ZM84 134H85V132H84ZM100 134V133H99ZM107 134H109V131H108V133ZM121 134H119V138H122V137H124V135L123 136H121ZM15 135H16V133H15ZM17 135H18V133H17ZM23 135H24V133H23ZM40 135H42V137L40 136ZM75 135V136H74ZM5 136V135H4ZM7 136V135H6ZM24 136H26V135H24ZM100 136V135H99ZM117 136V135H116ZM116 136H115V139H116ZM32 137H30V136H28V137H26L25 138V140L27 141H25L24 143H25V145H26V143H28V144H31L32 143ZM35 138V139H36ZM43 138V139H42ZM118 138V139H119ZM221 138H223L224 140H223V142H221ZM226 138V139H225ZM7 139H8V137H7ZM39 139V140H40ZM82 140L83 142H77L76 140ZM125 139V137L123 138V142H126V140H124ZM247 139V140H246ZM251 139H252V142H251ZM6 140V139H5ZM15 140V141H16ZM29 140H30V142H29ZM94 140V139H93ZM105 140H107L106 139V137H105ZM110 140H111V138H110ZM110 140H109V142H110ZM112 140H114V138L112 139ZM228 140V141H227ZM1 141H2V137H1V139H0V143H1ZM15 141L13 142H11V144L12 143H14V145L16 144L15 143ZM20 141H22L21 139H20ZM119 141H120V139H119ZM183 143H184V138H183ZM10 142V141H9ZM34 142V141H33ZM50 142V141H49ZM52 142V141H51ZM104 142V141H103ZM117 142V141H116ZM121 142V141H120ZM119 142V143H120ZM180 142H181V139H180ZM192 142V143H193ZM21 142H19L18 143V146H19V144H20ZM93 143V142H92ZM113 143H115V142H113ZM154 143V142H153ZM225 143L227 144V145H225ZM231 143H232V141H231ZM8 144H10V143H8ZM50 144V143H49ZM51 144H53L54 145V143H51ZM177 144L178 143H176V146H175V148L177 147ZM181 144V143H180ZM239 144V143H238ZM244 144V143H243ZM0 145H2V143L0 144ZM13 145V144H12ZM11 145V146H12ZM13 145V146H14ZM38 145V144H37ZM36 145V146H37ZM44 145H45V143H44ZM84 145H85V147H84ZM111 145H112V143H111ZM115 145V144H114ZM117 145V144H116ZM120 145H121V143H120ZM120 145H118L119 147H122V145L120 146ZM125 145V144H124ZM233 145L235 146V144H232V146H231V148L233 147ZM245 145L247 146L246 148H247V150H246V152H247V154H246V152H245V157L246 156H248V154L250 153V152H252L253 151V149H252V151H251V148L252 147H250V148H248L249 147V145H247V143H245ZM6 146V145H5ZM11 146H9V147H11ZM27 146V145H26ZM35 145L33 146V147H36ZM96 146V145H95ZM110 146V145H109ZM154 146L156 147L157 146V144L155 145V143H154ZM154 146H153V151H154ZM255 146L256 145H254V149H255ZM261 146V145H260ZM17 147V146H16ZM15 147V148H16ZM31 147V146H30ZM32 147V148H33ZM51 147H52V145H51ZM60 147H62V148H60ZM83 147H84V149H83ZM100 147H101V144H100ZM164 147V146H163ZM179 147V146H178ZM183 147H184V145H183ZM262 147H263V145H262ZM262 147H260V149L262 148ZM23 148V147H22ZM28 148V147H27ZM45 148H46V146H45ZM44 148V149H45ZM90 148V147H89ZM181 148V147H180ZM239 148H240V146H239ZM245 147L242 149V151L244 150V149H246ZM258 148V146L256 147V149ZM9 149V148H8ZM14 149V148H13ZM18 149H19V147H18ZM29 149V148H28ZM47 149V148H46ZM50 149V146H49V148H48V150ZM157 149V148H156ZM186 149V148H185ZM248 149H250L249 151H248ZM259 149V148H258ZM3 150V149H2ZM48 150H47V155L49 156V152L51 151V149H50V151L48 152ZM96 150L98 151V149L96 148ZM102 150V147H101V149L99 148V151H101ZM172 150V149H171ZM183 150V149H182ZM226 150V151H225ZM54 151H56V153L54 152ZM82 151H83V153H82ZM95 151V150H94ZM168 151V150H167ZM190 151V150H189ZM242 151H241V153L240 154H242ZM245 151V150H244ZM260 151L261 150H259V153H260ZM264 151V150H263ZM263 151H261V153L263 154L264 152ZM10 152V151H9ZM20 152V151H19ZM24 153H25V151H23ZM28 152V151H27ZM26 152V153H27ZM54 152V153H53ZM91 152V151H90ZM90 152H89V154H90ZM158 152H159V150H158ZM161 152V151H160ZM174 153V151H171V153ZM231 152V151H230ZM229 152V153H230ZM256 153V151L254 150L253 151V153ZM67 153V154H66ZM102 153H103V150H102ZM105 153V152H104ZM180 152H178V154H179ZM189 153V152H188ZM192 153V152H191ZM191 153H190V155H191ZM232 153V152H231ZM234 153V152H233ZM232 153V154H233ZM255 153H254V155H255ZM257 153H258V150H257ZM256 153V154H257ZM260 153V154H261ZM79 154H81V155H79ZM97 154V153H96ZM100 154H101V152H100ZM232 154H230V155H232ZM252 154V153H251ZM0 155L1 156H3L1 153H0ZM11 155V154H10ZM13 155V154H12ZM19 155V154H18ZM25 155H27V154H25ZM24 155V157H26V159L25 160H28L27 158L30 156V154H28L27 156H25ZM47 155H45L46 157H47ZM175 155V154H174ZM226 155V156H225ZM229 155V156H230ZM253 155V154H252ZM1 156H0V158H1ZM15 156V155H14ZM20 156H21V154H20ZM19 156V157H20ZM23 156V155H22ZM21 156V157H22ZM44 156V155H43ZM43 156H42V159H44L43 158ZM44 156V157H45ZM74 156H76V160H74ZM94 156V155H93ZM97 156V155H96ZM95 156V157H96ZM103 156H107V155H103ZM155 157H156V155H154ZM179 156V155H178ZM225 156V157H224ZM228 156V157H229ZM235 156V155H234ZM244 155L242 154V157H243ZM256 156V155H255ZM260 156V155H259ZM6 157H7V154H6ZM10 157V156H9ZM18 157V159H20ZM40 157H41V155H40ZM45 157V158H46ZM65 157V158H64ZM68 157H69V160H68ZM72 157V159L70 160V158ZM152 157V156H151ZM160 157H162L161 155H160ZM182 157H183V155H182ZM193 159H194V155H193V153H192V156H191ZM258 157V156H257ZM4 158V157H3ZM3 158H1V160H0V162L3 160ZM8 158V157H7ZM38 158V157H37ZM63 158V159H62ZM127 158V157H126ZM167 158V157H166ZM165 158V159H166ZM172 157H170V159H171ZM189 158H190V156H189ZM197 158H198V160H197ZM240 158V157H239ZM252 158V157H251ZM41 159V160H42ZM52 159V160H51ZM89 159V158H88ZM102 159H104L103 160V162L105 163L106 161L109 163V160H108V157H106V159L105 158H102ZM132 159H133V157H132ZM157 159H158V157H157ZM187 159V158H186ZM191 159V158H190ZM236 159V158H235ZM246 159V158H245ZM248 159V158H247ZM7 160H10V159H7ZM12 160V159H11ZM24 160V158H22V162L21 163H25V161H23ZM44 160H46V159H44ZM128 160H129V158H128ZM162 160H164V158L162 157ZM220 160V159H219ZM222 160V159H221ZM238 160V159H237ZM16 161V160H15ZM20 161H21V159H20ZM64 161V162H65ZM66 161V162H67ZM72 161V162H73ZM82 161H83V164H82ZM97 161H99V157H98V160ZM155 161H156V159H155ZM171 161H173V158H172V160ZM199 161L201 162V163H199ZM7 162V161H6ZM13 162H14V160H13ZM17 162V161H16ZM50 162V163H51ZM71 162V163H72ZM78 162V163H77ZM106 162V163H107ZM221 162V161H220ZM231 162H233V163H231ZM45 163V162H44ZM49 163V164H50ZM95 163V162H94ZM105 163V164H106ZM133 163V162H132ZM160 163H161V159H160ZM163 163H164V161H163ZM167 163V162H166ZM178 163V162H177ZM219 163V162H218ZM222 163V164H223ZM4 164V165H3ZM6 163H5V160H4V163H2V165H3V168H4V166H7V164L5 165ZM19 164V163H18ZM18 164L16 165V167H15V165H14V167H13V169H14V171H15V169H16V174L15 175H13V176H11V177H9L10 175H7L6 174V172H4V170H2V168H1V170H2V174H1V172H0V176H2L3 177V175H4V177H5V180H4V178H2L3 179V181L1 180V182H2V187L0 188V194H2V191L3 190H1L2 188H4V189H6L7 187H6V182H8L7 184H8V188H9V184H10V180L11 181H13L12 179H14V181H16L17 182V180H19V181H21V183H24V181H23V176L25 175V174H23V172L25 171H22V175L21 174H19L20 172L18 171V169H17V166H18ZM25 164H28V161L25 163ZM31 164H32V161H31ZM31 164H28V166L29 165H31ZM55 164V163H54ZM197 164V165H198ZM10 164H9V162H8V166H9ZM21 165V164H20ZM40 165L41 164H39V167H40ZM110 165V164H109ZM140 165V164H139ZM167 165V164H166ZM51 166V165H50ZM111 166V165H110ZM143 166H144V164H143ZM177 167H178V164L176 165ZM219 166V165H218ZM217 166V167H218ZM233 166L232 167H230V169H232L233 168ZM237 166H238V161H237V165L234 167V169L236 168L237 169ZM25 167H26V165H25ZM31 167V169H33V164L30 166ZM35 167H37V169L39 168L38 167V164H36V166ZM81 167V168H80ZM84 167V168H83ZM170 168H171V166H169ZM9 168V167H8ZM8 168H7V170H8ZM29 168V167H28ZM45 168H47V172H48V170H49V168L48 167H46L45 165H44V168H42V165H41V169L39 168V170L41 171L40 172V177L38 178V180H40V181H42L41 179H43L44 181H45V178H48V174L46 173V170H45ZM112 168H114V167H112ZM224 168V167H223ZM226 168H225V170H226ZM10 169V168H9ZM13 169H12V167H11V170H12V174H14V171H13ZM36 169V170H37ZM122 169V168H121ZM143 169V168H142ZM6 170V169H5ZM21 170V169H20ZM29 170V169H28ZM27 170V171H28ZM39 170H38V172H39ZM51 171H52V168L50 169ZM76 169H74V171H75ZM177 170V169H176ZM180 170H182L181 169V165H180V167H179V172L177 171V173H176V171H175V169H172V174H174L175 173V176H176V174H181V177L183 178V176H184V178H185V176H186V174H184V172L183 173H181L180 172ZM225 170H224V172H225ZM233 170V169H232ZM241 170V169H240ZM10 171V170H9ZM18 171V172H17ZM116 171H117V169H116ZM123 171H124V168H123ZM175 171V172H174ZM203 171V170H202ZM205 171V170H204ZM208 171V170H207ZM206 171V172H207ZM4 172V173H3ZM32 172V171H31ZM37 172V173H38ZM83 172H85V171H83ZM158 172V171H157ZM191 172V171H190ZM226 172H227V170H226ZM33 173V172H32ZM36 173V172H35ZM44 173V174H43ZM82 173V172H81ZM92 172H90V174H91ZM164 172H161V174H163ZM228 173V175H229V172H227ZM8 174H10L9 172H8ZM39 174V173H38ZM46 174V175H45ZM83 174V173H82ZM85 174H86V172H85ZM158 174V175H157ZM166 174V173H165ZM200 173H198V175H199ZM203 174V173H202ZM204 174H205V172H204ZM7 175V176H6ZM20 175V177H18ZM45 175V176H44ZM84 175V174H83ZM87 175H89L88 173H87ZM87 175H85V176H87ZM156 175H157V177L159 176V173H156ZM170 175V174H169ZM209 175H210V173H209ZM224 175H225V173H224ZM33 176H34V174H33ZM43 176V177H42ZM47 176V177H46ZM77 176H78V174H77ZM202 176V175H201ZM15 177H16V179H15ZM21 177H22V179H21ZM36 177V176H35ZM74 177H76L75 175H74ZM156 177V178H157ZM160 177V176H159ZM165 178H166V176H164ZM163 177V178H164ZM167 177H169V176H167ZM11 178V179H10ZM26 179H27V176L25 177ZM37 178V177H36ZM35 178V179H36ZM199 178V177H198ZM198 178H197V180H198ZM229 178V177H228ZM231 178H233V177H231ZM0 179H1V177H0ZM33 179H34V177H33ZM49 179V178H48ZM62 179V178H61ZM75 179H77V177L75 178ZM153 179H154V177H153ZM160 179H162V178H160ZM170 179H171V181H172V177L170 176ZM175 179V178H174ZM188 179H189V177H188ZM200 179H201V177H200ZM202 179H204V177H202ZM236 179V178H235ZM7 180V181H6ZM47 180V179H46ZM154 180H156V179H154ZM179 180V179H178ZM181 180V179H180ZM184 180V179H183ZM192 180H193V178H192ZM27 182H31L30 180L28 181V180H26ZM26 181H25V183H26ZM56 181V180H55ZM79 181V180H78ZM195 181H196V179H195ZM50 182V181H49ZM76 182H77V180H76ZM80 182H82L81 181V178H80ZM87 182V181H86ZM92 181H90V183H91ZM159 182V181H158ZM24 183V184H25ZM39 183V182H38ZM36 181H35V184L34 185H36V186H42L43 187V181H42V183L43 184H38ZM84 183H85V181H84ZM83 183V184H84ZM90 183L88 182V184H89V186H90ZM135 183V182H134ZM143 183V182H142ZM142 183H141V185H142ZM165 183V182H164ZM189 183V182H188ZM199 183H200V181H199ZM201 183H202V181H201ZM4 184H5V186H4ZM12 184H13V182H12ZM19 184V183H18ZM80 184L81 183H79V186H80ZM132 184H133V181H132ZM140 184V183H139ZM20 185V184H19ZM144 185H145V183H144ZM150 185V184H149ZM156 185V184H155ZM159 185L161 186V182L159 183ZM165 185V188H167V184L165 183L164 184ZM40 186V187H41ZM45 186V185H44ZM76 186H78V182H77V184H76ZM148 186V185H147ZM159 186V187H160ZM169 186V185H168ZM179 186V185H178ZM181 186V188H183L182 187V185H180ZM185 186V185H184ZM196 186H198V185H196ZM21 187V186H20ZM74 188V190H75V186H73ZM86 187H88V185L86 186ZM85 186H84V188H86ZM135 187H136V185H135ZM149 187V186H148ZM151 187V186H150ZM155 187V186H154ZM28 188V187H27ZM32 189H34V188H32ZM76 189H77V187H76ZM89 189H90V187H89ZM132 189H134L133 187H132ZM172 189V188H171ZM65 190V189H64ZM136 190V192H138V190L137 189H135ZM150 190V189H149ZM180 190V189H179ZM190 190V189H189ZM192 190V189H191ZM232 190V189H231ZM55 191V193H56V190H54ZM60 191V190H59ZM58 191V192H59ZM85 190H83V192L82 193H85L84 192ZM88 191V190H87ZM124 191V190H123ZM127 191V190H126ZM129 191H131L130 189H129ZM141 191H142V189H141ZM170 191V190H169ZM168 191V192H169ZM172 191V190H171ZM170 191V192H171ZM72 192V191H71ZM151 192V191H150ZM156 192V191H155ZM69 193V192H68ZM80 193V192H79ZM122 193V192H121ZM127 193V192H126ZM182 193V192H181ZM61 194V193H60ZM66 194H67V192H66ZM96 194V193H95ZM176 194H177V192H176ZM3 195V194H2ZM48 195V194H47ZM50 195H51V193H50ZM83 195V194H82ZM122 195V194H121ZM124 195V194H123ZM153 195H155V193L153 194ZM172 195V194H171ZM178 195V194H177ZM5 196V195H4ZM24 196V197H23ZM22 197H17V198H19L18 200L17 199H14V198H16V197H14L13 198V201L11 200H9L8 201V198L6 199L7 200V202H6V200L5 201H3V202H0V203H3V208L1 207L0 209H1V211H2V209H4L5 210V213L7 212V214H12V212L14 213V212H22L21 214H27V215H30V217H32L33 218V222H35V218H36V216H31L32 215V212L33 213H35V215H37V210L36 211H32V209L30 210V209H28V205H29V203L31 202V200H33L32 198L33 197H30V198H27V196H25V194L23 195ZM55 196V194L53 195V197ZM62 196H63V194H62ZM90 196H91V194H90ZM93 196V195H92ZM97 196V195H96ZM137 196H138V194H137ZM182 196H184L183 194H182ZM6 197H8V195H6ZM11 197V196H10ZM67 197V196H66ZM66 197H65V199H66ZM168 197V196H167ZM179 197H181V196H179ZM178 197V199H180ZM23 198V199H22ZM24 198L25 199H28V200H24ZM49 198H51V197H46V198H44V200H46V203H50V202H53V200L54 199H49ZM57 198H58V196H57ZM59 198H60V196H59ZM82 198V197H81ZM87 198L89 199H86V198H84V200L86 199V200H88V203L89 202H91L90 201V197H88L87 196ZM124 198V197H123ZM135 198L137 199V197L135 196ZM139 198V197H138ZM161 198H162V196H161ZM172 198H173V196H172ZM0 199H2L1 198V196H0ZM12 199V198H11ZM22 199V200H21ZM39 204L41 203V198L39 197ZM80 199V198H79ZM139 199H141V200H143V196H141V198H139ZM150 198H148V200H149ZM156 199V198H155ZM177 199V197H176V200L177 201H179ZM38 200V199H37ZM36 200V201H37ZM56 200V201H55ZM54 201L57 203V200L58 199H55ZM83 200V201H84ZM173 200V199H172ZM183 200H184V198H183ZM262 200V199H261ZM28 201V202H27ZM77 201H78V199H77ZM77 201H76V203H77ZM146 201V200H145ZM151 201V200H150ZM157 201H159V198L157 199ZM176 201V202H177ZM45 202V201H44ZM182 202V201H181ZM195 202V201H194ZM253 202H255V200L253 201ZM257 202H259V201H257ZM263 202V201H262ZM23 203H25V204H28L27 206L25 205V204H23ZM37 203V204H38ZM44 204V207H49V204L47 205V204ZM142 203V202H141ZM5 204V205H4ZM31 204V203H30ZM38 204V205H39ZM43 204V203H42ZM41 204V206H43ZM138 204H139V202H138ZM148 204V203H147ZM257 204V203H256ZM33 205H35V202L34 203H32L31 204V207L33 206ZM51 205V204H50ZM54 205H55V203H54ZM57 205V204H56ZM55 205V206H56ZM91 205H93V204H91ZM114 205H115V203H114ZM124 205V204H123ZM122 205V206H123ZM140 205V204H139ZM154 205H155V203H154ZM156 205H159V203L158 204H156ZM7 206V207H6ZM61 205H59V202H58V205L55 207V208H52L53 207V205H52V207L50 206V208L52 209V211L54 210V214L56 215V217L55 218H57V219H60V220H62L63 219V217H64V219H63V221L65 222V219H66V223L67 224H64L65 226L67 225H70V224H72V227L74 226L73 224L75 223V225H77L78 226V222H79V225H81V226H83V224L82 223H84V225L86 224V223H88V226H87V228L89 227V229H90V224H89V221H91L92 223H93V219L92 220H90V218L87 216V213H88V210L90 211V209H88V208H86V205H85V207H84V205H83V208H85V210H86V215H85V213L83 214L82 212V214H81V216H82V219H80V217H78V215H77V211H78V208L77 209H75V211H76V213L74 214V216H75V218L76 217H78V219L77 220H74V218H72V217H70V215H69V213L71 212V214L74 212V211H71V210H66L65 212H64V210L63 211H61V209H59V207H60ZM127 206V205H126ZM164 206V205H163ZM166 207H165V209H164V212H162V214H160L161 216H165L166 214H167V216H168V214H169V219L171 218L172 219V216H174V212L172 211V209L170 210V208L169 207H172V206H170V204H168V205H165ZM175 206V205H174ZM260 206V205H259ZM259 206L257 205V212H258V209H261V208H259ZM6 207V208H5ZM30 207V208H31ZM36 207H37V205H36ZM39 207V206H38ZM62 207H63V205H62ZM62 207H60V208H62ZM88 207V206H87ZM92 207H94V206H92ZM120 206H118V208H119ZM137 207H139L138 205H137ZM159 207V206H158ZM256 207V206H255ZM33 208L35 209V207L33 206ZM41 208V207H40ZM82 208V207H81ZM90 208V207H89ZM95 208V207H94ZM115 208V207H114ZM116 208H117V206H116ZM115 208V210L116 211H118V209H116ZM129 208V207H128ZM151 208H152V206H151ZM166 208L168 209L169 208V212L166 210ZM173 208V207H172ZM180 208V207H179ZM232 208H233V205H232ZM24 209H26V212H27V209H28V211H29V214H28V212L27 213H25V211H24ZM51 209H49V210H51ZM79 209H80V207H79ZM93 209V208H92ZM91 209V210H92ZM123 209H124V207H123ZM137 209V208H136ZM162 209H163V207H162ZM182 209H183V207H182ZM234 209H235V204H234ZM234 209H233V211H234ZM256 209V208H255ZM9 212H8V211ZM41 210H42V208H41ZM41 210H39V214H40V212H41ZM43 210H46V208L44 209L43 208ZM43 210H42V212H43ZM48 210V211H49ZM84 210V209H83ZM84 210V211H85ZM107 210V209H106ZM125 210V209H124ZM139 210H141V208L139 207ZM144 210V209H143ZM167 212H166V211ZM192 210H193V207H192ZM199 210H200V208H199ZM202 210V209H201ZM30 211H31V213H30ZM83 211V212H84ZM111 211V210H110ZM133 211L135 212V210L133 209ZM146 211V210H145ZM179 211H180V209H179ZM191 211V210H190ZM232 211V212H233ZM236 211H237V209H236ZM236 211H235V214H236ZM24 212V213H23ZM42 212H41V214H42ZM56 212V213H55ZM59 212H60V216H59ZM61 212L63 213V217H62V215H61ZM80 212V211H79ZM92 212V211H91ZM104 212H106V211H104ZM155 212H157V210H155ZM160 212H161V210H160ZM177 212H178V209H177ZM187 212V211H186ZM194 213H196L195 211H193ZM262 215H263V222H264V207H263V209H262ZM45 213V212H44ZM47 213V212H46ZM110 213V212H109ZM121 213H122V208H121ZM164 213V214H163ZM184 213H185V211H184ZM192 213V212H191ZM194 213H192L194 216H192L191 217V220L188 222V221H185L186 220V218L184 219V216H182V218L181 219H179V222H180V229L182 230L181 232H177V233H181L182 235H190V236H192V233H196L195 235H197L199 232H200V228L202 227V225H200L201 223L203 224L205 221H204V219L202 220V222H200L201 221V217H202V215H201V217L198 219L197 218V216H199V214L200 213H198V215H197V213L196 214H194ZM208 213V212H207ZM239 213V212H238ZM241 213H242V211H241ZM255 213H256V211H255ZM2 214H3V212H2ZM15 214V213H14ZM39 214L37 215V220L38 221H44L43 223H42V226H45V227H43L44 229L47 227V228H49L48 226H47V223H48V219L47 220H45V218H47L46 216H44V214H43V220H42V216L40 215V217H39ZM54 214H53V216H54ZM134 215H135V213H133ZM181 214V213H180ZM240 214V213H239ZM249 214H250V212H249ZM258 214V213H257ZM18 215V214H17ZM17 215L15 216L16 217V219H17ZM68 215H69V217H70V219H72V221H74L73 223L72 222H70V223H68L67 221L69 220V217H68ZM91 215V214H90ZM133 215V216H134ZM176 215V214H175ZM182 215V214H181ZM185 215V214H184ZM189 215V214H188ZM234 215V214H233ZM260 215V214H259ZM8 215H6V217H7ZM11 216V215H10ZM73 216V215H72ZM122 216V215H121ZM127 216H129V215H127ZM167 216H165V217H167ZM177 216V215H176ZM196 216V217H195ZM204 216H205V213H204ZM229 216V215H228ZM232 216V215H231ZM4 217V216H3ZM3 217H1L0 219L2 220V218ZM25 217V216H24ZM61 217V218H60ZM126 217V216H125ZM137 217V216H136ZM139 217V216H138ZM208 217V216H207ZM230 217V216H229ZM239 217H240V215L238 216V219H239ZM251 217V216H250ZM8 218V217H7ZM41 218V219H40ZM96 218V217H95ZM128 218V217H127ZM131 218V217H130ZM179 218V217H178ZM236 218H237V216H236ZM19 219V218H18ZM17 219V220H18ZM26 219H27V217H26ZM85 219H86V221H85ZM98 219V218H97ZM129 219V218H128ZM144 219V218H143ZM207 219V218H206ZM246 218H244V220H245ZM28 220H30V219H28ZM49 220H51V221H54L55 222V220L56 219H53V218H49ZM113 220V219H112ZM133 220H134V217H133ZM139 220V219H138ZM166 220H167V218H166ZM193 220V221H192ZM232 220H233V218H232ZM38 221H36V222H38ZM46 221H47V223H46ZM76 221V222H75ZM95 221V220H94ZM99 221V220H98ZM154 221V220H153ZM183 221V222H182ZM192 221V223H190ZM240 221H241V219H240ZM258 221V220H257ZM256 221V222H257ZM15 222V221H14ZM18 221H16V223H17ZM26 221L24 220V224L25 225H23V224H21V226H22V228H20V229H22L23 231H22V233H24L26 230H25V228L29 231V228H30V225H29V228L28 227H26L27 226V223H25ZM57 222H59V221H57ZM57 222H56V224H57ZM63 222V223H64ZM100 222V221H99ZM111 222V221H110ZM137 222V221H136ZM136 222H135V224H136ZM163 222H164V220H163ZM227 222V221H226ZM245 222H247L246 224H243L242 225V228L241 229H244V230H246V228L248 227V229H247V232L249 233V231L250 230H257V233L258 232H260V233H262L263 234V230H261L260 228L261 227H257L258 226V224L256 223V225L257 226H253L252 228H251V222L248 224V221L246 220ZM259 222V221H258ZM2 223H4V222H2ZM30 223H32V220H31V222ZM51 222H49L48 224H50ZM113 224H114V222H112ZM133 223H134V221H133ZM167 223H168V221H167ZM177 223H178V221H177ZM255 223V222H254ZM41 224V223H40ZM44 224V225H43ZM59 224H61L60 222H59ZM96 224V223H95ZM173 224V223H172ZM189 224H191V225H189ZM205 224V223H204ZM226 224V225H225ZM224 225H225V227L227 226L228 227V225H227V223H225ZM12 225L14 226L15 225V223L13 224L12 223ZM92 225V224H91ZM98 225V224H97ZM151 225V224H150ZM150 225H149V229H150ZM179 225V224H178ZM235 225V224H234ZM246 225H247V227H246ZM253 225V224H252ZM260 225V224H259ZM16 227H18V225L16 224L15 225ZM20 226V224H19V227H21ZM56 226V225H55ZM58 226V225H57ZM61 226H63V224H61L59 227H61ZM95 226V225H94ZM94 226H92V227H94ZM167 226H168V224H167ZM171 227H172V225H170ZM250 226V227H249ZM3 227V226H2ZM1 227V228H2ZM7 227V226H6ZM9 227V226H8ZM16 227H14V230H17L20 234V237H21V232H20V230H19V228L18 229H16ZM58 227V228H59ZM71 227V226H70ZM204 227V226H203ZM203 227H202V229H203ZM224 227V228H225ZM227 227H226V229H227ZM237 227H239V226H237ZM236 227V228H237ZM79 228V227H78ZM86 228V227H85ZM99 228V227H98ZM187 228V229H186ZM188 228H190V229H188ZM208 228H209V225H208ZM207 228V229H208ZM249 228H251L250 230H249ZM12 229V228H11ZM53 229V228H52ZM89 229H88V232H89ZM92 229V228H91ZM108 229H110V227L108 228ZM143 229V228H142ZM156 229H157V227H156ZM200 229V230H199ZM206 229V230H207ZM14 230H13V232H11V234H10V232H9V234L7 235V233L5 234L4 232L2 233V236H3V234H4V236L3 237H5V238H2V242H3V239L4 240H8V238H9V236L10 235H12L13 236V234H15L14 233ZM82 230V229H81ZM98 230V229H97ZM170 230V229H169ZM197 230H199V231H197ZM259 230V231H258ZM3 230H1V232H2ZM45 231H46V229H45ZM85 231V230H84ZM160 231H161V229H160ZM191 231V233H187V232H190ZM204 233H205V235H206V231L205 230H202ZM238 231H240V232H238L239 234H238V236L240 235V233H241V230H240V228H238ZM255 231H251L249 234H250V236L251 235H253V237H251L252 238V241L250 240H247V241H245V238H244V241H245V243L242 241L243 240V238H242V240H241V238H240V242L238 243V244H240V246L242 245V250L244 251L243 253H242V250L238 253L237 252V250L239 249L240 250V248L238 247V249L235 251V252H232L231 254H229V255H220V256H222V259H223V261H222V264H264V234H263V237H262V239H255L256 238V232ZM262 231V232H261ZM86 232V231H85ZM147 232H148V230H147ZM152 232H153V230H152ZM155 232H156V230H155ZM164 232V231H163ZM162 232V233H163ZM233 232V231H232ZM235 232V231H234ZM13 233V234H12ZM26 233H27V231H26ZM38 233V232H37ZM40 233V232H39ZM166 233H168V232H166ZM173 233V232H172ZM211 233V232H210ZM242 233H243V230H242ZM242 233H241V235H242ZM256 233V234H255ZM28 234V233H27ZM26 234V235H27ZM90 234H91V232H90ZM244 234V233H243ZM19 235L17 236V237H19ZM23 235V234H22ZM45 234H43L42 236H44ZM55 237H56V235L55 234H53ZM120 235V234H119ZM136 235H137V233H136ZM179 235V234H178ZM181 235V236H182ZM205 235H204V239L202 238H200L201 240H206L207 239V237H209V236H207L206 235V238H205ZM240 235V237H242ZM258 235V234H257ZM47 236V235H46ZM90 236V235H89ZM149 236V235H148ZM163 236V235H162ZM170 236H171V234H170ZM180 236V235H179ZM199 236V235H198ZM201 236V235H200ZM234 236V235H233ZM235 236L237 237V232H235ZM234 236V237H235ZM29 237H31V236H29ZM166 237V236H165ZM175 237H176V235H175ZM174 237V238H175ZM182 237H184V236H182ZM196 238V236H194L193 235V237H192V239H195ZM98 237H96V239H97ZM103 238V237H102ZM0 239H1V237H0ZM24 239V238H23ZM35 239V238H34ZM41 239H42V237H41ZM55 239V238H54ZM53 239V240H54ZM96 239H94L93 241H90V245H91V242H94ZM134 239H135V237H134ZM169 239V238H168ZM168 239H165L166 241H168L169 242V240ZM209 239V238H208ZM207 239V240H208ZM238 239V238H237ZM236 239V240H237ZM24 240H26V238L24 239ZM99 240V239H98ZM130 240H131V238H130ZM176 240V239H175ZM197 240H199V238L197 239ZM5 241V242H6ZM36 241L38 242V240H37V237H36V240H35V243H36ZM42 241H43V239H42ZM41 241V242H42ZM45 241H46V239H45ZM56 241V240H55ZM101 241V239L99 240V242ZM102 241H103V239H102ZM132 241V240H131ZM184 241V243L183 244H185L186 243V245H183V246H187V244H188V242H186V240L184 239L183 240ZM192 242L190 243V244H192V247H190L189 246V244H188V248L190 247V248H193V247H195L194 246V243H193V240H191ZM214 241V240H213ZM8 242V241H7ZM16 242H18L17 240H16ZM29 242H32V244H33V241H29ZM29 242H27L28 244H29ZM39 242H40V239H39ZM99 242H98V244H97V246H99L100 244H101V242H100V244H99ZM146 242H147V240H146ZM175 241H172V243H174ZM199 242V241H198ZM234 242V241H233ZM236 242V241H235ZM243 242V243H242ZM4 243V242H3ZM11 243V242H10ZM22 243V242H21ZM35 243H34V245H35ZM58 243V242H57ZM65 243V242H64ZM63 243V244H64ZM97 243V242H96ZM172 243H171V241H170V244L172 245ZM180 243V242H179ZM199 243H201V242H199ZM221 243V242H220ZM224 243V242H223ZM17 244V243H16ZM20 244V243H19ZM56 244V243H55ZM77 244V243H76ZM133 244V243H132ZM149 244V243H148ZM169 244V245H170ZM174 244H176V243H174ZM177 244H178V242H177ZM176 244V247L178 246ZM196 244H197V246H198V248L200 247V245L201 244H199L198 245V243H197V241H196ZM213 244V243H212ZM215 244H216V242H215ZM14 245H15V242H14ZM36 245H39V244H36ZM45 245H48L47 244V241H46V244ZM58 245H59V243H58ZM58 245H56L57 246V248H58ZM74 245V244H73ZM83 245V244H82ZM88 245H89V243H88ZM135 245V244H134ZM137 245V244H136ZM170 245V246H171ZM219 245V244H218ZM235 244H233V246H234ZM236 245V246H237ZM244 245H249V246H251V248H246V247H244ZM12 245L10 244V247H11ZM55 246V247H56ZM66 246L68 247V244L66 243ZM79 246H80V244H79ZM158 246V245H157ZM180 246V245H179ZM182 246V247H183ZM202 246V245H201ZM220 247L222 246V245H219ZM224 246H225V244H224ZM61 247V246H60ZM165 247H166V245H165ZM164 247V248H165ZM173 247H174V249L176 248L175 247V245H172L170 248V252H172V249H173ZM181 247V250L179 251L180 253H181V258H183V260L181 259V258H179V254H178V252H176L177 251V248L175 249L176 251H173V255H170V256H172V257H170L171 258V260L170 261H172L173 259H174V257L176 258V256H174V254L176 255V253H177V259L179 260V263L180 264H186L185 262H184V258H185V256H186V254H185V252H183V248ZM218 247V246H217ZM227 247V246H226ZM226 247H223V248H225L226 249ZM71 248V247H70ZM158 248V247H157ZM162 248V247H161ZM180 248V247H179ZM186 248V247H185ZM202 248V247H201ZM233 248V247H232ZM236 248V247H235ZM59 249V248H58ZM79 249H80V247H79ZM86 250H87V248H85ZM97 249V248H96ZM101 249V248H100ZM99 249V250H100ZM103 249V251L105 250V248H102ZM102 249H101V251H102ZM110 249V248H109ZM108 249V250H109ZM141 249V248H140ZM169 249V248H168ZM194 249H196V248H194ZM218 249V248H217ZM217 249H215L216 250V253H215V255H216V257H214V262H215V258L216 259H219V258H217V255L219 254V252H222V251H219L218 253H217ZM224 249V250H225ZM248 249H251V250H248ZM72 250V249H71ZM74 250V249H73ZM76 250L78 251V249H77V247H76ZM107 250V251H108ZM129 250L131 251V249L129 248ZM143 250H144V247H143ZM204 250V249H203ZM202 250V251H203ZM232 250V249H231ZM247 250V251H246ZM68 251H69V248H68ZM154 251V250H153ZM160 251H161V249H160ZM249 251V252H248ZM7 252H9V251H7ZM58 252H59V250H58ZM65 252V251H64ZM71 252V251H70ZM132 252H133V250H132ZM210 252V251H209ZM225 252V251H224ZM228 252H229V249H228ZM245 252H246V254H245ZM248 252V253H247ZM6 253V252H5ZM12 253V252H11ZM67 253V252H66ZM105 253V252H104ZM147 253V252H146ZM164 252H162V254H163ZM230 253V252H229ZM61 254V253H60ZM65 254V253H64ZM63 254V255H64ZM79 254H80V252H79ZM97 254H98V252H97ZM132 254V253H131ZM155 254H157V252L156 251H154V254L153 255H155ZM161 254V253H160ZM168 254V251H166V255ZM183 254H185L184 256H183ZM190 254V253H189ZM187 255L186 256V258L187 259H185V260H187V263L189 264V263H191V264H198V262L196 263V261H199V260H201V259H199V260H194V262L193 261H191L190 259H192V258H190V255ZM44 255V254H43ZM46 255V254H45ZM76 255V254H75ZM146 255V254H145ZM164 255V254H163ZM206 255V254H205ZM246 255L247 256H250L249 258L248 257H246ZM52 256V255H51ZM106 256H107V253H106ZM161 256V255H160ZM159 256V257H160ZM203 256H204V254H203ZM213 256V254L211 253V257ZM251 256H253V259H250L251 258ZM63 257H66L65 255L63 256ZM156 258H157V256H155ZM158 257V258H159ZM162 257V256H161ZM160 257V258H161ZM169 257V256H168ZM193 257V256H192ZM195 257V256H194ZM210 257V256H209ZM209 257L207 258L206 256H205V258L207 259L205 262H208L209 261ZM43 258H44V256H43ZM101 258V257H100ZM167 258V257H166ZM190 258V259H189ZM60 259V258H59ZM62 259V258H61ZM102 259H103V254H102ZM149 259H150V256H149ZM195 259V258H194ZM197 259V258H196ZM68 260V259H67ZM69 260H70V257H69ZM109 261H110V259H108ZM131 260V259H130ZM130 260H129V263L128 264H131L130 263ZM167 260V259H166ZM66 261V260H65ZM72 261H73V259H72ZM71 261V262H72ZM104 261V260H103ZM127 261H128V259H127ZM156 261V260H155ZM162 261V260H161ZM202 261V260H201ZM211 261H212V259H211ZM52 262V261H51ZM153 262V261H152ZM166 262H168V260L166 261ZM205 262H204V264H205ZM219 262H221L220 260H219ZM80 263V262H79ZM121 263H122V261H121ZM153 263H155L156 264V262H153ZM164 263V262H163ZM162 263V264H163ZM175 263H177V260H175L174 259V264ZM178 263V264H179ZM210 263V262H209ZM52 264H55V262H52ZM68 264H70V263H68ZM125 264H127V262H125ZM146 264H148L147 262H146ZM152 264V263H151ZM158 264H160V262H158ZM166 264V263H165ZM203 264V263H202ZM207 264V263H206ZM210 264H213V263H210Z\"/></svg>",
	"mask_w": 264,
	"mask_h": 264
},
{
	"label": "snow or ice",
	"instance_id": "obj_3",
	"mask_svg": "<svg viewBox=\"0 0 264 264\" xmlns=\"http://www.w3.org/2000/svg\"><path fill=\"white\" fill-rule=\"evenodd\" d=\"M0 264H21V262L13 260H0Z\"/></svg>",
	"mask_w": 264,
	"mask_h": 264
}]
</instances>
